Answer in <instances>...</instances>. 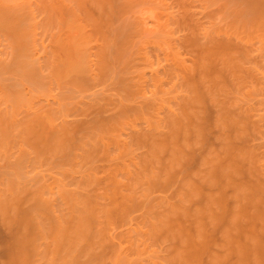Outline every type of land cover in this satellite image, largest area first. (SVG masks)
<instances>
[{
    "label": "bare ground",
    "instance_id": "obj_1",
    "mask_svg": "<svg viewBox=\"0 0 264 264\" xmlns=\"http://www.w3.org/2000/svg\"><path fill=\"white\" fill-rule=\"evenodd\" d=\"M33 1V0H32ZM36 1H37V3H36ZM35 1V3L34 2H31L30 0H0V42H1V44H2V42H3V40H5V44L7 45L8 44V46H6L4 43L2 44V45H4L3 47H7V50L6 49H4V50H1V48H0V51H2V52H0V151H2V152H4V153H2V154H4L5 155V157L3 158V160L4 159H7V161H4L5 163L3 164V163H1L0 164V168H2V171L4 170L3 169V167L5 168L6 167V165H7V167H8V169H7V167L5 168V170L3 171V173L4 172H6L5 174H3L2 173V171H1V169H0V186H2V188L0 189V218H1V223L2 224H4L5 226H3L4 228H5V230H6V233H7V235L4 237V239H2V241L0 240V245L2 246V248H3V250H2V252H3V256H0L1 257V259H2V257H4L5 259H4V261L5 262H3V261H1V259H0V261L4 264H107V261H108V259H109V261L111 262V260L113 261H116L115 259L119 256V255H122L123 253H124V251H125V249H126V251L125 252H129V253H127V255H128V257H126L125 256V254L126 253H124L123 255H122V257L123 256H125L126 258L124 259V260H126L127 258L128 259H130L131 258V255L132 254H134L135 255V257L133 258V256H132V258H133V260L134 259H137L139 256H138V253H140L139 251H140V247H138L136 244L138 243V242H136V241H142L141 240V237L143 238V241H144V239H145V241H144V243L146 242V243H148L149 241L148 240H150V238L152 239V243L154 242V240H156L155 241V243L154 244H150V245H152V247L155 245H158L159 246V244H160V242H161V244H163V243H165V241H166V239H167V233L170 235V239L171 240H169V238H168V242L169 243H171L170 241H172L173 242V244H171V245H169V246H167L166 248L168 249H166L167 251H173L174 249H176L175 251V254L173 253V255L172 254H170L171 252H168V254H170V255H168V256H171V257H173V258H171V257H166L165 259H166V261H169L170 259H171V261L170 262H168V264H172L173 262H174V264L176 263V264H194L193 262H192V260L193 259H195V258H197V257H195V256H193V253H194V255H195V252H192V250H190V249H196V246L198 245V246H200V248L201 247H204L206 244V242L204 243V240L205 239H207V236L205 237L204 235H206L205 233H206V231H204V229H203V227H205V229H207V228H209V227H212V225H214L213 227L214 228H217L216 227V225H218L217 223L219 222L218 220L216 221L217 223L216 224H214L215 222H214V220L212 221V225L210 226V224H211V219L213 218V219H219V218H221V216H218V215H222L223 216V214L225 213V208H224V205H223V203L224 202H226L228 199L230 200V201H232L231 199H236V200H234V205H235V201H236V206H234V205H232L231 206V208L233 209V208H235L236 207V209H233V210H235V212H233V210H230L231 211V215H230V218L228 219V218H226L227 219V221L229 222V224H228V227H229V225H230V223H231V226H230V228L227 230L226 228H228V227H223L222 229H223V235L222 234H220V236H222V237H224V240H223V238L222 237H220V238H222L221 240H223V241H221V243H223V245L221 246V248L223 247V249H221V248H219V247H216V249L217 250H220V251H222V250H224V247H225V249H228V253H227V250H226V253L224 252V255H223V252L222 253H220V251L219 252H217V253H215V254H217V256H215V254L214 253H212L213 254V256H212V254L211 255H208L209 257H210V260L209 259H206L207 260V262H208V264H226V262L225 261H227L228 262V260H230L229 261V264H245L246 263V261L248 260V261H252V264H264V261H261V260H264V255H261L262 257H260V258H258V254H260L259 252V249L261 250V248L262 247H264V240H257V236L258 237H260V236H264V235H261V234H264V229H262V228H264V227H261V226H264V224H260L261 222L262 223H264V217H262V215H264V213H262V212H264V209H262V208H264V207H262V206H264V200H262V199H264V196H262V198L261 199H258L257 197L259 196V194H260V197H261V195L262 194H264V193H262L261 191H264V189H262L261 187H262V184H264V179H261L260 177H262V176H264V175H261L260 176V174H259V172H264V170H262L260 167H261V165H264V163H262V161H261V159H260V161L258 160V159H256V160H258L260 163H257V161L255 160V158H256V156L257 155H254V153H255V151H257L256 149L255 150H253L252 149V147L250 148V147H248L249 149H251V151L253 150V152L251 153L249 150H248V148H246L247 149V151L250 153V154H253L254 155V157H253V155L251 156L250 154H248V152H246V153H244L243 151L244 150H246V149H244V150H242V149H238V151L240 150V152H242V154L240 155V152H239V154H238V152H235V153H233V152H231L232 154H231V156H232V158H233V156L235 155V158H237L236 160L237 161H239V157L240 156H242V157H240L241 158V162L239 161V163L237 162H231L230 161V159L233 161L234 159H232V158H230V149L232 148H230V149H227L226 147H224L225 145H224V143L226 144V146H230V145H228V143L229 142H231L232 140H230L231 139V135H229V137H230V139H228V140H226V141H223V143H222V141H221V143L223 144V146H222V144H221V148L222 149H224V150H230V151H227V152H229V154H227L226 153V155H229V157H228V159H226V163L225 164H227L226 165V167H225V165L223 164V162H222V164L224 165V167H223V165L221 164V162L220 161H222V160H220V159H223L224 161H225V158H227L226 157V155H222V151L221 150H219V151H215L216 153H217V155L216 156H212V155H214V154H212V153H215V152H213L212 151V153H211V158H215L214 160H216V157H217V159L219 158V162H220V164H219V162H218V160H216L217 162H216V164L214 163L215 161L213 160V159H211V158H209L210 159V161H208V159L206 160H204V162L205 161H207V162H209V163H211V161H212V163L211 164H213L214 166H213V169H215V168H217V169H220L219 167H218V165L217 164H219V165H222L221 166V169L219 170L220 172H219V174L222 172L221 170H223V168L225 169L224 171H225V173H226V176H225V178L227 179V175H229V174H232L233 173V170L235 169H239V168H241V171L240 170H236L235 172L237 173L236 174V176H235V172L230 176H228V180H227V182H226V180H224L225 178H223V180L225 181L224 182V184L226 185V188L228 189V187H229V189H231V190H234L235 189V193H236V195L234 196V191H233V194H232V191H231V195L233 196H230V195H228V197L230 196V197H232L231 199L230 198H228L227 197V194H225L224 196H226L227 197V199L225 200V198L223 197V192H225L224 190H226L227 191V189H224V185H223V183H221L222 184V186H219V188L221 187V189H224V190H222V192L220 191L221 189H219V188H217V190H216V185H217V187H218V182H216V181H218L219 180V182L221 181L220 179H217V177H219V175H218V173H216L217 172V169H215V170H213L211 167H210V165H208L209 166V168H211L212 170V172H215V173H213V175H214V179H212L213 178V175H212V172L209 170V168H206V169H208V170H206V169H204L205 171H202V172H204V173H202L203 174V176H198L200 179H199V183L200 182H204V183H201V185H209L210 186V184L211 185H213V186H210V187H213V188H215V190L216 191H218V192H215V191H213V192H215V193H217L218 194V196L222 193V196H219V197H217V195H215V196H213L214 195V193L212 192H210L211 194H213V195H211V196H213V197H211V196H207V194H205L204 192H202V191H200V189L198 190V191H200V193L197 195V191H196V187H198L197 185L195 186V182L194 183H192L193 182V180L191 181L190 179L188 180V179H186L185 178V180L184 181H181V185L179 186V189L182 187L183 189L180 191V190H178V191H174V193H177V195H176V197H175V195H174V197L172 196V198H175V199H173L174 200V202L173 201H170L171 200V198H170V200H169V203L167 202L168 200V198H165V200H164V198H162L163 199V201L164 202H167V204L165 203V204H163L164 202L163 201H161V199H159V201H156L155 202V200H154V202L155 203H152V202H150L151 200H153L152 198L153 197H151V199H150V196L149 195H151L152 194V189H151V191H150V189H149V187H151L152 186V182H148V181H150V179L152 180H154L155 181V179H157V177L156 176H158L159 177V175H157V174H161L160 175V177L161 176H163L161 179L163 180L164 178L166 179V180H161L160 179V177L158 178V180H156L155 182H156V184H157V181L158 182H160V183H162V182H164V181H166V182H168V180L169 179H167L168 177L170 178V175L171 174H169L168 175V173H169V171L170 172H172V170L171 169H173L174 168V170H175V167L177 166V165H179V161H182V160H184V158L182 157L183 156V154L181 153V152H179V151H181V148H183V147H186V150L184 149V151H187V147H189L188 148V150H190V144L191 143H194V145H196V138L197 137H195L194 139H193V137L191 138V142L189 141L190 140V137L189 138H187V137H185V136H190L191 134L189 133V131H190V129L188 128V127H190V125L187 123L188 121H189V123H190V121L191 122H193L192 124H191V127L192 128H195V127H197V128H199V127H201L200 125H197V123L198 122H200V121H198V120H201V116H202V114L201 113H198V112H200V110L199 109H201V108H199L198 106L200 105V103H199V105L198 106H196V108H195V110H197V108H199L198 110H197V113H198V115H199V118H197V113L195 112V110H190L189 108H193V106L196 104V100L197 99H194V97H197V96H192V92L193 91H191V87L193 86V83L195 82V81H197V80H193L194 82L192 83V82H190L189 83V81H187V82H185V79L188 77L186 74H187V72H189V71H193V69L195 70V68H196V70L195 71H193V72H189V73H195L196 71H200L198 74H199V76H197L196 74V76H194L195 78L197 77H200V78H198V80L200 79V81L202 82V84H205L206 86H208L207 84H213L212 83V81H211V83H210V74H207L209 77L207 78V75H205L207 72H205L204 70H208V68L205 66V63L206 64H208L209 62H211L210 60H212L211 58H212V56H214L215 57V53H216V50L215 49H213L215 52H213V54H211L212 53V51H211V53H210V45L213 43H215V42H212V41H216V46H217V44H218V38H217V40H215V38L217 37V35H218V33L220 32V31H222V32H220V34H219V39L220 40H224L225 42H229V43H231L232 41H235V42H237L238 44H239V42L241 41V43H242V45L243 44H245V43H243V40H245L244 42H246V40L248 41L247 43H249V41L252 39L253 40V43H252V45H254V43H258V46L257 47H259V49H260V51H259V49H258V51L259 52H261V55H264V11H261L260 10V8L262 7V3H260L261 1H259V0H248V2H247V0H242V1H244L246 4V7H245V9L243 8V3H241L240 2V0H235V2H236V4L235 5H238V3H239V8L241 7V8H243L242 10L243 11H241V9H240V11H239V8H235L234 6H233V8H231V9H226V8H230V7H232V6H230V3H229V6L230 7H227V5H226V7L225 8H223L224 9V11H223V14L225 15V13L228 15V16H230L231 17V15L230 14H234L236 17L234 18V17H232V19H234V20H230L231 18L229 17V23H230V21H231V23L233 22V24H229V25H232V30H231V26H229L228 27V29L227 30H229V33L231 32V36H230V34L226 31H224L228 36H230V39L231 38H236L237 40H231V42L230 41H228V39L226 38V34L224 35V33H223V29L221 30V29H219L218 27L215 29V31H214V29H213V31L210 29V27H209V29L212 31V33L210 34L209 32H206V30L204 31L203 29H205V28H203L201 31L202 32H204L203 34H204V38H206L207 40H205L204 42H203V45L204 46H202L201 45V48H203V50H204V55H202V56H200V58H201V60L199 59L198 60V62L199 63H197V60H196V62H194L195 64L193 65V67H190L189 69H188V65L185 67H183V61H180L178 58V62L180 61V62H182V63H180V64H183V65H179L176 61H177V59H176V61H175V64H177L178 65V67L180 66H182L180 69L177 67V65H174L175 67V69L178 71V69L180 70V72L178 71V74H177V72L175 71V70H173V72H175L176 73V77L177 76H180L181 77V80H182V84H181V80H179V78L180 77H177V81H175V82H179V85H180V87H182V89H180L181 91H183V89H185L184 91H185V93H187L188 92V96H187V98H185L186 100H185V103L188 105L185 109L187 110V108H188V110L186 111L184 108H181L184 112V114H182V115H180V114H176V112L174 111V110H178V109H172L173 111H171V113H167L168 115H169V117H167L166 119L168 120V121H165L164 120V118H162V120H164V125L165 124H167V125H165V126H167L166 127V129L167 130H165L164 129V125H163V129L165 130V132L163 131V129H161V124H163V123H160L158 120H159V115H157L158 114V111L157 112H155V110H157V108H158V110H159V107H160V105L162 106V104H163V98L161 99L160 97H159V95H158V97H159V99H160V101H159V103H157V101H156V99L157 100H159L158 99V97L156 96V99H155V97L154 96H152V101L153 100H155V101H153V102H156L157 104H158V106H157V104L156 103H154L153 104V102H145L144 100H143V103H142V101L140 102V100H142V99H140L139 100V98H141L140 96H139V93L141 94V92L142 91H144V89H143V86L144 85H142L141 84V80L140 79H142V75H141V73H140V71H139V69L137 70V72L136 71H131L130 69H137V68H135L136 67V64H135V62L136 61H138L137 59L134 61V60H130V62L129 61H127L126 60V57L128 58V60L129 59H132V58H129L131 55L129 54V52H128V50L129 49H132V47L130 48L129 47V45L127 44L128 43V40L126 41V40H124V41H121L120 39H119V41L121 42V43H123V45L121 44H119V42H117L118 40L116 39V38H119V37H121V35L118 37V35L119 34H124V33H126V30H128L129 28H131V27H129L130 25V23H132L131 22V18H130V14H129V12L130 11H132V10H128L129 12H126L125 13V16H123V18H122V21H121V14H120V12L122 11V12H124L125 10H127L126 8V6H129L130 8H132V6L131 5H135L136 6V4H132L131 2L133 1L134 3H135V1H136V3H137V1H139V3L141 4V2L140 1H142V4H143V0H128L130 3L129 4H126V3H128L127 2V0H36ZM123 1V2H122ZM145 1V0H144ZM152 1V0H151ZM207 1V0H206ZM213 1V3H214V0H212ZM211 1V2H212ZM219 1V0H218ZM220 1H222V0H220ZM226 1V0H225ZM256 1H259V2H256ZM262 1H264V0H262ZM120 2V4L119 5H123V3L125 4V6H124V8H123V6H122V8H121V6L119 7V5H118V3ZM145 2H147V0L145 1ZM145 2H144V4H145ZM192 2V1H191ZM234 2V1H233ZM238 2V3H237ZM115 3H117V4H115ZM139 3H137L138 5H140ZM176 3V2H175ZM259 3H260V5H259ZM191 4V3H190ZM259 5V6H256V5ZM116 5H117V7H116ZM184 5V4H183ZM240 5H242V6H240ZM185 6V5H184ZM261 6V7H260ZM134 7V6H133ZM137 7H139V6H137ZM189 7H191V6H189ZM118 8V9H117ZM136 8V7H135ZM134 8V9H135ZM257 8H259V10L260 11H258L257 10ZM122 9V10H121ZM191 9V8H190ZM206 9V8H205ZM262 9H264V7H262ZM120 12H119V11ZM124 10V11H123ZM188 10V9H187ZM226 10V11H225ZM117 11V13H118V15H119V17H120V21H114V23L113 22H111V26H109V22H107V21H105L104 23H106L105 24V27L107 28V29H109V27H110V30H107L109 33H106L107 31H103V24H102V22H103V18H105V17H109L110 18V16L112 15V16H114L115 15V12ZM191 11V10H190ZM225 12V13H224ZM132 13V12H131ZM229 13V14H228ZM114 14V15H113ZM124 14V13H123ZM129 14V16H127ZM181 14V13H180ZM117 15V14H116ZM115 15V16H116ZM118 15H117V17H118ZM191 15H193V14H191ZM41 16V17H40ZM226 16V15H225ZM227 16V17H228ZM37 17H40L41 18V20H38V18ZM119 17H118V19H119ZM125 17V18H124ZM226 17V18H227ZM39 18V19H40ZM129 18H130V20H129ZM246 18H248V19H246ZM250 18V19H249ZM117 19V20H118ZM173 19V18H172ZM177 19V18H176ZM228 19V18H227ZM104 20H106V19H104ZM138 20V19H137ZM111 21H112V18H111ZM172 21V20H171ZM175 21V20H174ZM227 21V20H226ZM86 22L89 26H87L88 28H90V29H87L86 30V25H83L84 23ZM117 22V23H116ZM121 22V23H120ZM134 22V21H133ZM197 22V21H196ZM187 23V22H186ZM209 23V22H208ZM121 24V25H120ZM184 24V23H183ZM220 24V23H219ZM228 24V23H227ZM119 25V26H118ZM169 25V24H168ZM194 25H196V24H194ZM215 25V24H214ZM128 26V27H127ZM132 27H134L133 26V24L131 25ZM185 26V25H184ZM199 26V25H198ZM223 26V25H222ZM222 26H221V28H222ZM122 27V28H121ZM124 27L126 28V30H124ZM136 27H138V25L136 26ZM204 27V26H203ZM206 27V26H205ZM220 27V26H219ZM38 28H41V30L38 32L37 31V29ZM57 28V29H56ZM118 28V29H117ZM121 28V29H120ZM128 28V29H127ZM184 28V27H183ZM200 28V27H199ZM211 28H212V25H211ZM213 28H214V26H213ZM55 29L57 30V32L55 31ZM208 28H207V31H210ZM218 29V30H217ZM135 30H137V28L135 29ZM220 30V31H219ZM225 30V29H224ZM43 31V32H42ZM54 31V32H53ZM117 31V32H116ZM122 31H123V33H122ZM125 31V32H124ZM130 30H128V32H129ZM134 31V30H133ZM178 31V30H177ZM234 31V32H233ZM42 33L45 37H43V36H41L40 34H38V38H36V35H37V33ZM127 32V33H128ZM143 32V31H142ZM233 32V33H232ZM49 33V34H48ZM129 33H131V31L129 32ZM133 33V32H132ZM163 33V32H162ZM166 33V32H165ZM222 33H223V35H222ZM191 34V33H190ZM193 34V33H192ZM202 34V33H201ZM202 34V35H203ZM214 34V35H213ZM217 34V35H216ZM39 35L42 37V38H45V39H49V37H51V39H49V41L48 42H51L49 45H47L46 47L48 48L49 47V54L50 55H48L47 53V51H46V54L45 55H47V56H50V59H48L47 58V56H45L44 55V58L46 57L47 59H48V63H47V65L45 64V63H40V66L38 65L39 63H37V62H35L34 60H35V54H38L37 52L36 53H33V52H35V51H37L36 49V47H37V45H39V43H40V38H39ZM50 35V36H49ZM100 35H102V37H101V41H102V39L104 38V40L102 41V42H100V43H98V45L96 46V48H95V43H97V41L94 43V42H92V43H94V47H93V44H91L88 40H90L89 39V37L91 36V40H96V38L95 37H98V36H100ZM130 36H132V34H129ZM129 35L127 36V34H125V36H124V38H126V36H127V38L126 39H130L129 40V44H131L132 43V39L129 37ZM134 35V34H133ZM166 35L167 34H165L164 36L166 37ZM216 35V36H215ZM92 36L95 38V39H92ZM215 36V37H214ZM224 36V37H223ZM227 36V37H228ZM48 37V38H47ZM134 37H136V36H134ZM165 37H163V38H165ZM182 37V36H181ZM180 37V38H181ZM195 37V36H194ZM193 37V38H194ZM222 39H221V38ZM255 37V38H254ZM41 38V45H44V44H42L43 42L45 43V41L43 40ZM190 38V37H189ZM203 38V39H204ZM214 38V39H213ZM227 39V41H226V39ZM256 39V42H254L255 40L254 39ZM36 39L39 41H36ZM122 39H123V37H122ZM166 39V38H165ZM182 39V38H181ZM180 39V40H181ZM229 39V40H230ZM98 40V39H97ZM134 40H135V38H134ZM163 40V39H162ZM201 40V39H200ZM258 40V41H257ZM8 41V43H6ZM100 41V40H99ZM98 41V42H99ZM126 41V42H125ZM150 41V40H149ZM161 41V40H160ZM164 41V40H163ZM169 41V40H168ZM177 41V40H176ZM206 41H208V43H206ZM218 41V42H217ZM36 42H38V43H36ZM47 42V43H48ZM115 42H117L116 44H115ZM125 42V43H124ZM135 42H138V41H135ZM182 42V41H181ZM185 42H186V40H185ZM190 42V41H189ZM210 42H212V43H210ZM252 42V41H251ZM251 42L249 43V45L251 44ZM90 43V44H89ZM139 43H141V41L139 42ZM145 43V42H144ZM183 43V42H182ZM187 43V42H186ZM190 43H192V42H190ZM199 43V42H198ZM220 44H218V46H220V45H222L221 43L222 42H219ZM228 43V44H229ZM233 43V42H232ZM232 43H231V45H232ZM241 43L239 44V45H241ZM37 44V45H36ZM128 45V46H124V45ZM137 44V43H136ZM177 44V43H176ZM193 44V43H192ZM205 44H207L206 46H205ZM226 44V43H225ZM236 44V43H235ZM235 44H233V45H235ZM238 44H236V46H234V48L236 47L237 49H238ZM36 45V47L34 48V46ZM50 45L51 46H53V47H50ZM89 45V46H88ZM90 45L93 47V48H95V50L96 51H99V52H96L95 50H93V48L91 47L90 48ZM116 45H118V48H117V50H114L116 47L115 46ZM185 45H187V44H185ZM189 45V44H188ZM247 45V44H246ZM246 45H243V47L244 46H246ZM249 45H247L246 47L248 48V46ZM252 45H250L251 46V48L253 47ZM1 46V45H0ZM99 46H100V49H99ZM135 46V45H134ZM183 46V45H182ZM194 46V45H193ZM218 46H217V48H218ZM223 46H224V44H223ZM221 47V48H218V51L219 52H217L216 54V60H218V58H219V60H220V62H218V61H216L215 60V62H218V64H220V63H222V65H223V67H225V68H228L227 70L225 69H223V67H222V65H221V67H222V69L224 70L223 72L225 73L226 71L227 72H230V74H228L227 72V77L229 76V75H232L231 77H230V79L228 78V80H231L232 79V81H233V83L234 84H232L233 86H235V88H236V91H235V93L234 92H231V91H234L235 90V88H234V90H231V88H233V86L232 87H230V88H228L229 90H227L226 91V88H227V86H226V81H225V83L223 84L222 82L220 83V84H222L223 86H224V88L225 89H223V87L222 86H220L219 87V83H216V84H218V86L216 87L215 86V88L216 89H213L212 90V88H214L212 85H210L209 86V88H211V89H208V91H206V89L204 88V86H201L202 84H200V86L203 88V90L205 89V91H206V93H204V95L205 94H208V93H210L209 95H210V97H212V95H213V92L215 93H220V97H219V99L221 98V99H225L226 97V99H229L230 100V102H232L234 99H237L238 100V97H239V95L240 94H242L241 96H243V93H244V91H240V89L241 90H243L242 89V86L243 87H245V85H251L252 83H250V82H248L247 80H249V79H247V78H245L246 76H244V74H247V73H249V75L251 76H249L250 78H252V76H253V78H255L256 79V77L257 76H259V77H261L260 76V74H261V72H257V68H256V66L255 65H257V66H259V67H264V64H261L259 61H261L262 63H264V59H262V56H261V60H257V57L258 56H260V55H256L255 56V52L254 51H256L257 49L255 48V50L254 51H252V50H250L251 51V53L253 54V52H254V54H253V56L255 57V59H254V57H253V59H254V62H253V59H250V57L252 56H249L250 54H248V56H249V58H248V56H247V53H250V51L248 50V49H251L250 47L247 49V51L248 52H246V48H243L244 50V52H245V54H242V55H245L244 57L243 56H241V54H240V56L242 57V58H244V59H242V58H240L239 57V54H234V53H236V52H234V53H231V52H233L234 50H232V48L230 47V50H232L230 53L228 52H226V53H221L223 50H222V48H224V50H225V48H227V46L226 47ZM5 47V48H6ZM42 47H44V48H42V50H46V48H45V45L44 46H42ZM160 47V46H159ZM190 47H192V46H190ZM229 47V46H228ZM33 48L35 49L34 51H33ZM40 48V47H39ZM136 48V47H135ZM140 48V47H139ZM161 48V47H160ZM175 48V47H174ZM183 48V47H182ZM187 48V47H186ZM193 48V47H192ZM195 48V47H194ZM199 48H200V46H199ZM214 48H215V46H214ZM233 48V49H234ZM3 49V48H2ZM141 49V48H140ZM173 49V48H172ZM185 49V48H184ZM190 49V48H189ZM188 49V50H189ZM197 49V48H196ZM228 50H229V48H227ZM237 49H235L236 51H237ZM6 50V51H5ZM45 50H44V53H45ZM92 50L94 51V53H95V55L93 54V52H92ZM136 50V49H135ZM142 50V49H141ZM187 50V51H188ZM191 50H193V49H191ZM198 50V49H197ZM201 50V49H200ZM222 50V51H221ZM227 50V51H228ZM239 50H241V48L239 47ZM3 51L5 52V53H3ZM173 51V50H172ZM190 51V50H189ZM202 51V50H201ZM258 51H256V52H258ZM43 52V51H42ZM128 52V53H127ZM141 52V51H140ZM156 52H157V49H156ZM177 52V51H176ZM175 52V53H176ZM179 52V51H178ZM184 52V51H183ZM223 52H225V51H223ZM244 52H240V53H244ZM40 53V52H39ZM43 53V54H44ZM92 54V56H93V58H97V59H93L94 61H96L97 60V62L95 63L93 60H91L90 59V56H91V54ZM141 53H143V52H141ZM219 53V54H218ZM237 53H239L238 51H237ZM34 54V55H33ZM127 54V55H126ZM130 56H129V55ZM172 54V53H171ZM177 54V53H176ZM185 54V53H184ZM189 54H193V51H192V53L190 52ZM158 55V54H157ZM210 55H211V57H210ZM237 55H238V57H237ZM32 56H34L33 58H32ZM91 56V57H92ZM132 56H134V55H132ZM145 56V55H144ZM159 56V55H158ZM180 56V55H179ZM186 56V55H185ZM194 56V55H193ZM43 57V56H42ZM41 57V58H42ZM157 57V56H156ZM167 57H168V55H167ZM172 57H177V56H175V54H173V56ZM191 57V56H190ZM245 57H246V59H245ZM40 58V57H39ZM45 58V59H46ZM174 58V59H175ZM252 58V57H251ZM260 58V57H259ZM34 59V60H33ZM45 59H43L44 61H42V62H47ZM192 59V58H191ZM195 59V58H194ZM198 59V58H197ZM210 59V60H209ZM36 60H38V59H36ZM90 60V61H89ZM140 60H142L141 58H140ZM146 61H147V59H145ZM209 60V61H208ZM214 60V59H213ZM243 60H248L247 62H244ZM249 60H250V62H249ZM252 60V61H251ZM92 61L95 63V65L92 63ZM143 61V60H142ZM167 61V60H166ZM174 61V60H173ZM186 61V60H185ZM206 61H208V63L206 62ZM255 61H257L258 63H260L261 65H259L258 63L257 64H253V63H256ZM39 62V61H38ZM91 62V63H90ZM127 62H129L128 64H127ZM134 62V64H135V66H134V64H133V66H134V68H133V66H132V63ZM148 62H149V60H148ZM168 62V61H167ZM187 62V61H186ZM253 62V63H252ZM160 63V62H159ZM214 63V62H213ZM248 63H250V64H248ZM41 64H43V65H46V68L48 69H46L47 71H45V69L43 70V67L45 68V66H43V65H41ZM94 65V66H92V65ZM130 64H131V66H130ZM143 64V63H142ZM248 64V65H247ZM127 65H128V67L130 66L131 68L130 69H127L128 67H127ZM209 65L211 66V64L209 63ZM242 65H247V66H249V65H254L253 66V68L254 69H250V66L249 67H247V66H245V67H247L246 69H245V67L243 68V66ZM41 66H43V67H41ZM119 66V67H118ZM121 66H123V68H124V66H126L124 69L122 68V70L120 69L121 68ZM140 66V65H139ZM150 66V65H149ZM171 66H172V64H171ZM196 66V67H195ZM205 66V67H204ZM208 66V65H207ZM118 67V72L121 70V72L123 71V73H121L120 72V74L118 73V72H115ZM141 67H143V65L141 66ZM147 67V66H146ZM220 67V68H221ZM258 67V69H260ZM193 68V69H192ZM219 68V69H220ZM243 70H242V69ZM252 68V67H251ZM125 69H127V71L125 70ZM214 69V68H213ZM230 69V71H228ZM250 69V70H249ZM262 69H264V68H261V70H259V71H262ZM44 72V73H42V71ZM143 70H144V68H143ZM169 70V69H168ZM246 70V71H245ZM125 71H126V73H125ZM129 71H131V72H136V74L138 73V71H139V74L141 75L140 76V78H139V74L137 75L138 76V78H136L135 79V81H132L133 79V77L132 78H129L130 76H133V75H127V73L129 72ZM171 72H172V70H170ZM244 71V72H243ZM47 72V73H46ZM158 72V71H157ZM169 72V71H168ZM205 72V73H204ZM211 72V71H210ZM242 72H243V75H242ZM255 72H257V73H255ZM46 73V75H44ZM116 73H117V75L119 76H117L116 75ZM125 73V74H124ZM130 73V72H129ZM133 73H131V74H133ZM143 73V72H142ZM165 73V72H164ZM163 73V74H164ZM175 73H173V75L175 74ZM188 73V74H189ZM197 73V72H196ZM209 73V72H208ZM221 73V72H220ZM260 73V74H259ZM124 76H123V75ZM136 74H135V77H137L136 76ZM162 74V75H163ZM255 74V75H254ZM257 74V75H256ZM9 75V76H8ZM14 78V75H16V78H14L13 80H15V79H17V81L15 82V85H16V83L19 81V79L18 78H20V79H22V80H20V81H30L31 83H33L34 84V86L36 87V88H34V86H33V84H30V85H32L31 87H33V89H35L34 90V92H37V93H39L40 94V92H45L44 94H46L47 92L45 91V90H43V89H46V88H48V86H49V84H52V80H54V79H56V81H54V83L56 84L57 83V81H58V84L59 85H61L60 83L61 82H63V80L65 81V82H63V84H65V86L66 87H64L63 88V86L64 85H62V86H59L58 84H57V86H59L58 88H60L61 87V91H62V95L60 94L61 93V91L59 92V97H60V101L61 100H63L61 97L63 96V98H64V100H65V98H66V100L64 101L65 103H66V101H68V100H73V99H75V98H77L76 96H78L77 94H76V96H74L73 95V93H72V91L74 92V94L75 93H77L78 91H80V92H84L83 90H85V92H86V89H92L93 87H94V85H92V83H93V81H94V83H95V86H97V85H100V82H99V78L102 80V82H101V84L103 83V81H105V79L104 78H109V79H111V80H109L108 79V81L106 80V82L108 83V85H109V83H110V81H114L115 82V84L117 85V86H114L115 84H114V82H112L113 83V85L111 86V88H109V89H112L113 88V86L115 87V89L113 88L112 90H115L117 93H119V94H116L114 91V95H117V97H118V99H116V98H114L113 97V94L110 96H108L109 97V100H107V101H109V103L108 102H104V103H102L101 101L103 100V99H108L107 98V96L105 97V96H103V97H100V95H98V97H100L102 100L101 101H99V99H98V97L96 98V99H98V101L97 100H95V97L97 96L96 94H95V97H94V95H92L93 96V98L92 99H94V100H92V101H94V103L91 101V103H93V105L91 104V106H90V103H88V105H86V103H85V105L83 106L80 102V104H81V106H83V107H85L86 106V109L84 110L82 107H80V104H78V101H77V103H74L72 100L71 101H69V102H67L66 103V106L64 107L63 106V108H62V106H59V103H61L60 101H58L59 103H57L58 104V107L57 108H55V106L53 107V108H55L54 110H51L50 109V106H49V104L48 105H44L43 107L46 109H44V108H42V107H40V108H38V107H36V105H33L34 107H36L37 109H38V111H36L35 109V111L32 109V108H34V107H32V105H30V103H32L31 102V98H29L30 100L29 101H25V100H23L24 99V97L25 96H23V92H18V90L19 91H21L22 90V87H21V85L23 84H21V82L19 81L17 84L20 86V88H21V90L20 89H18L19 88V86H18V88L16 87V86H11V83H10V86L12 87V91L14 92V96H13V93H12V99L10 98V100H9V97H7V96H10L11 95V87L9 88V90L7 91V93H8V95L6 94V90L8 89L7 87L9 86V83H8V86L6 87V85H5V81L4 80H6L8 77H10L11 78V76ZM122 75V76H121ZM155 75H158V74H155ZM172 75V74H171ZM192 75V74H191ZM191 75H190V77H188V78H191ZM217 75V74H216ZM221 75V74H220ZM5 76H8L7 78H5ZM117 76V77H116ZM145 76V75H144ZM163 76H166V75H163ZM187 76V77H186ZM248 76V75H247ZM255 76V77H254ZM18 77V78H17ZM95 77H97V80H95ZM134 77V78H135ZM155 77V76H154ZM154 77H153V80L151 81V82H153V83H151V84H154V90L156 91L155 92V94L157 93V90H159L160 91V89H157L156 90V88H155V86H157L160 82L162 83L163 81H161V80H159V75L157 76V78L156 79H154ZM215 77V76H214ZM217 77H218V75H217ZM220 77V76H219ZM103 78V79H102ZM145 78V77H144ZM147 78V77H146ZM164 78V77H163ZM167 78V77H166ZM173 78V77H172ZM223 78V77H222ZM251 79V81L253 80V82H255V86H251L253 89H254V87H256V86H258V88L260 87L259 85H262L261 87H260V89H262L261 91H262V94H264V88H262V87H264V84H262V83H264V80H262V78H261V80H262V82L261 83H257L256 81H257V79H256V81H255V79ZM9 79V78H8ZM7 79V80H8ZM174 80L176 79L175 78V76H174V78H173ZM191 79H194V78H191ZM209 79V80H208ZM220 79H221V77H220ZM219 79V80H220ZM12 79L10 80V81H13ZM62 80V81H61ZM140 80V81H139ZM143 81H146L145 79H142ZM170 81L172 80L171 78L169 79ZM173 80V81H174ZM187 80V79H186ZM212 80V79H211ZM1 81L3 82V83H1ZM60 81V82H59ZM95 81H97V82H99V84L98 83H96ZM130 81H132V82H130ZM165 81V80H164ZM166 81H168V80H166ZM173 81H171L172 83H174ZM200 81H197V83H199ZM215 81H218V80H215ZM232 81H231V83H232ZM250 81V80H249ZM14 82V81H13ZM27 82V83H28ZM29 82V83H30ZM51 82V83H50ZM105 82V84H107ZM169 82V81H168ZM171 82H170V86L172 85L171 84ZM204 82V83H203ZM213 82H214V80H213ZM219 82V81H218ZM230 82V81H229ZM248 82V83H247ZM259 82V81H258ZM53 83V85H55ZM112 83H110V84H112ZM146 83H149L148 81H146ZM146 83L144 82V84L146 85ZM215 83V82H214ZM250 83V84H249ZM24 84H26V83H24ZM23 84V85H24ZM151 84H150V86H151ZM164 84V83H163ZM163 84H161V86H163ZM190 84H192V86L190 85ZM196 84V83H195ZM194 84V85H195ZM252 84V85H253ZM259 84V85H258ZM3 85H5L4 87L6 88V90H5V92L4 91H1V90H4V89H2V87H3ZM13 85H14V83H13ZM29 85V84H28ZM29 85V86H30ZM52 85V86H53ZM93 86V87H89L88 88V86ZM103 85H104V83H103ZM141 85H142V87H141ZM174 85V84H173ZM171 86V89L173 90L174 88H175V86ZM197 85V84H196ZM195 85V86H196ZM199 85V84H198ZM110 86V85H109ZM159 87H160V84L158 85ZM157 86V87H158ZM195 86H193V88H196ZM229 86H231V85H229ZM228 86V87H229ZM14 87H16L14 90H13V88ZM49 87H51V86H49ZM108 87V86H107ZM116 87H118L117 89H116ZM147 87V86H146ZM149 87V86H148ZM169 87V86H168ZM174 87V88H173ZM178 87V86H177ZM51 88H53V87H51ZM50 88V93H51V91L53 90V89H51ZM106 88V87H105ZM139 88H141L142 89V91H139V92H137L138 93V95H137V93H136V90L137 89H139ZM162 88V87H161ZM246 89H247V86L245 87ZM249 88L250 87H248V90H249ZM252 88H251V92L250 93H253V96H254V92H256V90L254 91V90H252ZM258 88L256 87V89H257V91H258ZM18 89V90H17ZM39 89H42L41 91L39 90ZM64 89V90H63ZM69 90V96H67L68 94H67V91ZM101 89V88H100ZM108 89V90H109ZM140 89V90H141ZM151 89V88H150ZM166 89V88H165ZM168 89V88H167ZM170 89V88H169ZM178 89V88H177ZM218 89V90H217ZM37 90V91H36ZM38 90L40 91V92H38ZM67 90V91H66ZM71 90V91H70ZM104 90V89H103ZM107 90V89H106ZM111 90V91H112ZM212 90V91H211ZM215 90H217V91H215ZM231 90V91H230ZM245 90V89H244ZM248 90H246V91H248ZM64 91V92H63ZM76 91V92H75ZM99 91V90H98ZM145 91H147V89L145 90ZM165 91V90H164ZM204 91V92H205ZM253 91V92H252ZM4 92V93H3ZM10 92V93H9ZM70 92H71V95H73V96H70ZM166 92V91H165ZM170 92H172V91H170ZM169 92V93H170ZM180 92V91H179ZM240 92V93H239ZM258 92H260V90L258 91ZM49 92H48V94H50ZM89 93V92H88ZM95 93V92H94ZM159 93V92H158ZM181 93V92H180ZM221 93H223L222 95L223 96H221ZM232 94L233 96H235L234 98L232 97L231 98V96H230V94ZM249 93V92H248ZM43 94V93H42ZM43 94V95H44ZM64 94L66 95V97L64 96ZM79 94V93H78ZM93 94V93H92ZM97 94H99L98 92H97ZM102 94H104V93H102ZM102 94H101V96H102ZM109 94H111V92L109 93ZM142 94H144V92H142ZM153 94H154V92H153ZM179 94V93H178ZM178 94H176L175 96H174V101L173 102H175L176 101V98L178 97V96H180V94L178 95ZM181 94H183V95H185L184 94V92L183 93H181ZM199 94H200V92H199ZM203 94V93H202ZM227 94H229V95H227ZM237 94H238V97H237ZM246 93H244V96L243 97H241V99L243 100L244 99V97L246 96V95H248V94H246ZM261 94V93H260ZM260 94L258 95V96H260ZM261 94V95H262ZM47 95V94H46ZM61 95V96H60ZM80 95V94H79ZM119 95V96H118ZM137 95V96H136ZM162 95V94H161ZM194 95H195V93H194ZM201 95V94H200ZM226 97H225V96ZM250 95V94H249ZM252 95V94H251ZM248 96V97H246V98H248V101L247 102H249L250 100H251V102L253 101V96ZM21 96H23V97H21ZM90 96V95H89ZM139 96V97H138ZM169 96V95H168ZM199 96V95H198ZM203 96V95H202ZM214 96V100H213V102L212 103H217L218 101L216 100L217 98H218V95H213ZM216 96V97H215ZM230 96V98H228ZM258 96L256 97V95H255V97H256V99L258 100ZM68 97V98H67ZM71 99H70V98ZM110 97H112V98H114L115 99V102L114 101H111L112 100V98L110 99ZM201 97V96H200ZM204 97H206V96H204ZM208 97V96H207ZM209 97V98H210ZM249 97H252V98H250V100H249ZM255 97H254V100H256L255 99ZM79 98V97H78ZM134 98H138V100H139V102L140 103H142L143 105L142 106H140V108H138V109H134V108H137V107H139V105L140 104H137L138 106H136V107H134L135 106V102H136V100H134ZM149 99V98H148ZM168 99V98H167ZM172 99V98H171ZM171 99H170V103H172L171 102ZM178 99H180V98H178ZM201 99V98H200ZM211 99H213V97L211 98ZM220 99V100H221ZM28 100V99H27ZM59 100V99H58ZM80 100V99H79ZM116 100H118V101H116ZM137 100V101H138ZM181 100H182V97H181ZM216 100V101H215ZM229 100H227V102H228V104H227V102L224 100V104L223 105H221L220 103H218V104H220V106H223V108H222V112L223 111H225L226 109H225V106L226 105H228L227 106V109H228V107H229ZM233 101V103L235 104L236 102H238V104H236L237 105V107L236 108H238V106L241 104V102H240V97H239V100L238 101ZM257 100L255 101V103H254V106H253V103H251V102H249V103H251L252 105H249V103H246L245 102V99H244V102L242 101V103H244V106H243V108L246 106H248L249 105V107L251 106V109L250 108H246V114H243L244 112H245V108L244 109H242L240 106H239V110H243V112L241 111H238L237 109L235 110V111H237V112H233V108L232 107H234L235 108V105L234 104H230V106H232V107H229V108H232L231 110L232 111H230V112H233V113H239V117L243 114V116L245 117V115H247L248 113V115L249 116H251L250 118H252L253 117V114H254V116L256 117L257 115H258V112H255V111H257L258 110V107L257 106H261V105H259L260 103L259 102H257ZM4 101H6V102H8V106L10 105V110H8V107H7V105H6V103L4 102ZM33 101H34V99H33ZM106 101V100H105ZM164 101H166V99H164ZM198 101V100H197ZM212 101V100H211ZM222 101V100H221ZM9 102H10V104H9ZM134 102V103H133ZM169 102V100H167V103ZM178 103L177 104H175V106L176 105H178L179 104V102L180 101H177ZM207 102V101H206ZM240 102V103H239ZM256 102L258 103V104H256ZM262 103H264V100H262L261 101ZM2 103H5V104H2ZM35 103V102H34ZM64 103V104H65ZM69 103V104H68ZM71 103H73V105L71 104ZM83 103V102H82ZM115 103V104H114ZM167 103L166 102H164V104H163V107L165 106V105H167ZM176 103V102H175ZM195 103V104H194ZM2 104V105H1ZM36 104H38L37 102H36ZM40 104V103H39ZM74 104H78L76 107L74 106ZM106 104H107V106H108V108L109 107H111V106H113L110 110H109V115H108V108L106 107ZM131 104H133L132 106H133V108L130 106ZM181 104V103H180ZM186 104H184L185 106H186ZM194 104V105H193ZM215 104H214V106H215ZM226 104V105H225ZM248 104V105H247ZM4 105H6L4 108L6 109V107H7V109H6V111L4 110V108H2L1 106H4ZM41 105V104H40ZM61 105V104H60ZM69 105H71L69 108L67 107V106H69ZM191 105H193L192 107H191ZM197 105V104H196ZM204 105V104H203ZM203 105H202V107H203ZM225 105V106H224ZM234 105V106H233ZM255 105H257V106H255ZM39 106V105H38ZM47 106V107H46ZM57 106V105H56ZM75 107L76 109H77V107H80L81 109L80 110H78V111H80V112H78V113H81V112H83V113H85V114H82L81 113V116L80 117H84V116H86L85 118H87V116L89 115L88 113L90 112V114H92L90 117H91V119L89 118V116H88V118H89V120H88V118H87V121H85V123L83 122L84 120H85V118H81L82 119V121H81V123L80 122H78V119H77V117L76 116H79L78 115V113H77V110L76 109H73L72 111H70L71 110V107ZM155 106V107H154ZM180 106V105H179ZM178 106V107H179ZM190 106V107H189ZM205 106V105H204ZM48 107H49V109H48ZM68 109H67V108ZM104 107H106L107 108V110L104 108ZM157 107V108H156ZM169 107V106H168ZM216 107H217V104H216ZM219 107V106H218ZM252 107L254 108V113L252 112ZM255 107H256V109H255ZM25 108V112H27V110H28V112H27V114H25V112L23 111V109ZM66 108V109H65ZM90 108V110L88 111V109ZM97 110V113L100 111V113H98V114H101L102 112H104V113H102V116L101 115H97V113H96V111H95V109ZM133 110H132V109ZM162 108V107H161ZM193 108V109H194ZM221 108H220V110H221ZM3 109V110H2ZM30 109H32V110H30ZM83 109V110H82ZM91 109H93L95 112H94V115H93V110L91 111ZM107 111H105V110ZM163 109V108H162ZM166 109V108H165ZM248 109H250L251 110V112H250V110H248ZM21 110L24 112V114H23V112H21ZM74 110H76V111H74ZM82 110V111H81ZM101 110H102V112H101ZM171 110V109H170ZM218 110V109H217ZM216 110V111H217ZM218 111L219 113L221 112V111ZM230 110V109H229ZM29 111H30V113H29ZM31 111H32V113H31ZM34 111V112H33ZM69 111L70 112H72V113H74L72 116L73 117H75L76 119H77V122H76V120L75 121H72V122H74V123H68V121L65 123L64 121H66V120H64V119H66V117L68 116V117H70L71 116V113L69 114ZM74 111V112H73ZM162 111V110H161ZM179 111H180V107H179ZM186 111V112H185ZM247 111H249V112H247ZM20 112H21V114H23V116H25L24 118H19L18 117V115L19 116H21L20 115ZM130 112V113H129ZM132 112V113H131ZM174 113V115H173V113ZM229 111H227V113L229 114L230 113ZM106 113H107V116H110V114H111V116L110 117H105L106 116ZM157 113V114H156ZM179 113V112H178ZM181 113H182V111H181ZM224 113V112H223ZM233 113L231 114L232 116H235V115H233ZM242 113V114H241ZM250 113H252V115H250ZM255 113L257 114V115H255ZM103 114H105V115H103ZM129 114L131 115L132 114V116H134V118L133 119H135V120H133L132 118H130L129 117V119H131V120H129V119H127L128 117L127 116H129ZM155 114V115H154ZM160 114V113H159ZM201 114V115H200ZM221 114V113H220ZM260 114V113H259ZM262 114H264V113H262ZM70 115V116H69ZM96 115V117H93V116H95ZM147 115H149V117L150 116H154V117H148V119H147ZM172 115V116H171ZM176 115H178V116H176ZM204 115H205V113H204ZM217 115V114H216ZM225 114H222V116H224ZM231 115L229 114V115H225V116H228L229 118H226L225 116L224 117H222L221 115H217V117L218 116H221L222 118H224V119H220V118H215L216 119V121H218V120H220V122H222V124H223V122H224V120L226 121V123L228 122V121H230V122H228V124H229V126H234L235 125V127L237 126L238 128L242 125V122L244 121V120H241L240 122H239V118L237 117H234V118H236V119H234V118H232L231 117ZM247 115V116H248ZM22 116V117H23ZM66 116V117H65ZM155 116H156V119L158 118V120H155L154 118H155ZM158 116V117H157ZM171 116V117H170ZM174 116V117H173ZM215 116V115H214ZM237 116V115H236ZM259 116V115H258ZM62 117H64L63 118V120H61V125L60 124H58V122L56 121V120H60L59 118H62ZM93 117V118H92ZM97 117H99V118H97ZM100 117H102V118H104V119H102V118H100ZM161 117V116H160ZM187 117H189V118H187ZM231 117V118H230ZM243 117V118H244ZM58 118V119H57ZM79 118V117H78ZM192 118V119H191ZM227 120H226V119ZM241 118V117H240ZM246 118L247 117H245L244 119H245V121L244 122H246L247 123V120H248V123L250 122L249 120H251V119H249V117H248V119L246 120ZM254 118V117H253ZM260 118H261V116H260ZM259 118V119H260ZM21 119V120H20ZM22 119H23V121H22ZM71 119V118H70ZM72 119H74V118H72ZM139 119V121L141 120V119H143V121H144V123L146 122V128H145V130L143 129V131H146L147 130V123H148V126H149V128L151 129V132H150V129L148 130V132H142L141 130V133H140V131H137L136 133L134 132H132L133 134H138L139 133V135L138 136H135V138H134V136H131L132 137V139H133V141L135 140V142H133V141H131L132 139H127V140H129V142L130 143H132V144H130L129 142L127 143V140L126 139H124L125 141L124 142H121V141H123V139H121V137L117 134V136H119L120 138H116V133H114V132H116L117 131V133H121L122 131L121 130H123V129H125L128 125H130V126H128V127H131V124H130V121H132V122H136L137 123V120ZM153 119H154V121H153ZM187 119V120H186ZM189 119V120H188ZM196 119H197V121H196ZM210 119V118H209ZM257 119V120H256ZM253 120V119H252ZM251 120V121H252ZM63 121V122H62ZM71 121V120H70ZM129 121V122H128ZM143 121H141V122H143ZM160 121H161V119H160ZM256 121V124L255 123H253L252 122V125L254 124L255 126H256V128H257V121H259V122H262V121H264V117H262V120H258V117L257 118H255V120H254V122ZM161 122H163V121H161ZM197 122V123H196ZM215 122V121H214ZM258 122V123H259ZM128 123V124H127ZM136 123H133V124H135V126H136ZM217 123H219V122H217ZM217 123H215V124H217ZM225 123V122H224ZM231 123H233V124H231ZM235 123V124H234ZM237 123V124H236ZM238 123L239 124H241V125H239L238 126ZM246 123H244L243 124V128H242V126H241V128L243 129H241V130H237V129H235V131L236 132H238V133H236V132H234V133H236V136H235V134H234V136H235V140H237L239 137H240V133H239V131H241V133H242V131H244V130H246L247 129V126H246ZM123 124H125L126 126H125V128H123L124 127V125ZM196 126H195V125ZM203 124V123H202ZM206 124V123H205ZM209 124V123H208ZM221 123H219V124H217L216 126H218V125H222ZM231 124V125H230ZM251 124V123H250ZM262 124H264V122H262V123H260L259 125L262 127V126H264V125H262ZM194 125V126H193ZM226 125L227 124H223V126H224V128H222V127H220V129H221V132L223 131V130H225L226 129ZM199 126V127H198ZM203 126V125H202ZM215 126V125H214ZM227 127L228 128V130H229V128L230 127ZM123 129H122V128ZM236 127V128H237ZM246 127V128H245ZM132 128H133V126H132ZM131 128V129H132ZM135 128V127H134ZM188 128V129H187ZM197 128H195V130L197 129ZM217 128H219V127H217ZM234 128V127H233ZM255 128V129H256ZM119 129H120V131H119ZM254 129V130H255ZM175 130H178V131H175ZM187 130H189L188 131V135H187ZM197 130H199V129H197ZM217 130V129H216ZM219 130V129H218ZM228 130L226 131V134H228L227 132H228ZM231 130H232V128H231ZM248 130V129H247ZM252 130V129H251ZM130 131H132V130H130ZM164 133H163V132ZM180 131H182V133H181V135L179 134V136H181V139H182V134L184 135V137H183V139L185 140V138H186V140L184 141V140H182L181 141V139L180 140H178V138L176 139V137H178L177 135L178 134H176L177 132H179L180 133ZM202 132V130H199V132ZM220 131V130H219ZM224 131V132H225ZM124 132V131H123ZM122 132V133H123ZM163 134H162V133ZM191 132H192V130H191ZM193 132H194V129H193ZM197 132V133H196ZM195 132V135L194 136H200L198 133V131H196ZM203 132H204V130H203ZM223 132V133H224ZM247 132V131H246ZM249 132V131H248ZM186 133V134H185ZM132 134V135H133ZM175 134H176V136H175ZM190 134V135H189ZM194 134V133H193ZM225 133H224V135H226ZM243 134L244 135H246V137H247V133H244L243 132ZM242 134V135H243ZM128 135V134H127ZM131 135V134H130ZM241 136V138H239L238 140H243V137H245V136ZM175 136V139L176 140H178L177 142H179V143H176V145H174V143L176 142V140H175V142H174V137ZM202 136V135H201ZM220 136V135H219ZM221 136H222V134H221ZM237 136H239V137H237ZM130 137V136H129ZM161 137V138H160ZM204 137V136H203ZM201 138V137H200ZM218 139H220V140H224L225 138H228V135H226V136H222L221 138L220 137H217ZM234 138V137H233ZM237 138V139H236ZM117 139H118V141H117ZM119 139L121 140L120 142H119ZM163 139L164 140H166V142H164L163 141ZM172 139H173V141H172ZM160 140H162V141H160ZM237 140V141H238ZM245 140V139H244ZM137 141H139L138 142V144H140V142H141V144L143 143V145L144 144H146V146L148 145V149L150 150L149 152L147 151V152H144L143 154H144V157L145 158H147L145 161H144V159H143V156H142V159H143V161H142V159H141V161H140V155H138L137 157H136V159L138 160V158H139V165L138 166H136L137 164H138V162H135V163H132V161L130 162V160H127V159H125V157H127V156H129L130 154H131V152H134L135 153V151H138V149H136L135 150V147L133 146V144L134 143H137ZM168 141V142H167ZM197 141H198V138H197ZM199 141H200V139H199ZM229 141V142H228ZM146 142V143H145ZM164 144L163 146H162V143ZM171 142V143H170ZM182 142V143H181ZM227 142V143H226ZM180 143L183 145L182 147L181 146H178V144L180 145ZM198 143V145L200 144L199 142H197ZM169 144V146H171L170 144H172V148L170 147V149H168L169 147L167 146ZM230 144V143H229ZM241 144V143H240ZM239 144V145H240ZM143 145H140V147H139V145H137V147L136 148H138L139 147V150L143 147V148H146V147H144ZM192 145V144H191ZM193 145V146H194ZM197 145V146H198ZM245 145H246V143H245ZM110 146H112L113 148L115 147V149H113V151L111 150V152H112V155L110 154L111 152H110ZM142 146V147H141ZM165 146V147H164ZM197 146H195L196 148H198L199 149V147H197ZM220 146V145H219ZM134 147V148H133ZM164 147V148H163ZM167 147V148H166ZM194 147V148H195ZM224 147V148H223ZM245 146H243V148H244ZM12 148H17L16 149V151L14 150V149H12ZM202 148V147H201ZM220 148V149H221ZM10 149V150H9ZM167 149V151H168V156L165 158L166 160H167V158H168V162L164 159V161L165 162H161L162 161V155L163 154H165V153H163L165 150ZM234 149V148H233ZM10 152H9V151ZM15 151L14 152V156H12L13 155V151ZM18 150V151H17ZM117 150L118 152H115V151ZM135 150V151H134ZM142 150V149H141ZM144 150V149H143ZM145 150H147V148L145 149ZM207 150V149H206ZM223 150V151H224ZM166 151V152H167ZM179 153H178V152ZM190 151H192V150H190ZM237 151V150H236ZM115 152V153H114ZM162 152V153H161ZM171 154H170V153ZM211 152V151H210ZM220 152V153H219ZM222 152V153H221ZM225 152V151H224ZM6 153V154H5ZM8 153V154H7ZM10 153H12L11 154V156L12 157H14L13 159H11L10 160ZM146 153H148V156L146 155ZM215 153V154H216ZM1 154V152H0V155H2ZM114 154V155H113ZM162 154V155H161ZM179 154H181V155H179ZM4 155H2V156H4ZM134 155V154H133ZM136 155V154H135ZM134 155V156H135ZM169 155H170V157H169ZM179 155V156H178ZM220 155V156H219ZM222 155V156H221ZM2 156H0V157H2ZM7 156H9L8 158H7ZM102 157V159H101V157ZM131 157H129V158H131L132 159V154L130 155ZM164 156V155H163ZM180 156H181V160H179V158H180ZM219 156V157H218ZM223 156H225V157H223ZM237 156V157H236ZM159 157H161V158H159ZM209 157V156H208ZM207 157V158H208ZM221 157H223V158H221ZM252 157V158H251ZM98 158V159H97ZM104 158L108 161V163L111 161H113L112 163L113 164H115L116 166H117V163H119V164H121L123 161H120L119 159H121V160H123V158L126 160V162L124 161L122 164H123V166H124V168H123V166L122 165H119L118 164V166H120V167H118V168H120V169H125V171H123V173L125 172V174H126V172H127V176L126 177H128V178H124V176H122V174H120L124 179H121L120 180V182L122 181V180H128V183L126 182V181H123L124 183L122 184V182L120 183L119 181H118V179L120 178H118L117 176H119L118 174L116 175V170H118V171H120L119 169H116L117 167L114 165V167H115V169L114 170H110V169H112L111 167H112V165L113 164H111V165H109V167H107L108 166V163H107V165L106 164H104ZM170 158V159H169ZM249 159L248 161H247V159ZM97 159V160H96ZM102 161H101V160ZM133 159H134V157H133ZM135 159V160H136ZM159 159H161L160 160V162L158 161ZM202 159H204V157L202 158ZM242 159H246V161H243L242 162ZM254 159V160H253ZM98 160H100L99 161V163L97 164V162L96 161H98ZM105 160V161H106ZM119 162H118V161ZM134 160V161H135ZM136 160V161H137ZM201 160V159H200ZM228 160H229V162H228ZM1 161V160H0ZM127 161H129L131 164H134L135 165V167L133 168V169H137L138 171L139 170H141L142 172H140L139 173V175H137L138 174V172H135L136 174L135 175H137V176H135L134 174L131 176V174H132V172H130V170L129 169H131L130 167L132 166L133 167V165H131V164H129L130 165V167L127 165L128 163H127ZM254 161H256V163L257 164H259V165H255V162ZM100 162H102L104 165H106V166H103V167H107V168H109L108 170H104V169H106V168H102V170H101V168L99 169V167H98V165H103L102 163L100 164ZM110 162V163H111ZM114 162H116V163H114ZM140 162H142L143 163V165L145 164V165H147L148 164V166L150 167H147V166H145L144 165V168H143V165H141L142 166V168L144 169V170H142V168H137V167H140ZM160 163V165H159V168H157L158 170L160 169V166H161V164H163V163H165L164 165H166L167 163V165L166 166H163V170H162V172L159 170H156V168H155V165H156V163ZM167 162V163H166ZM207 162H205V164L203 163V166L205 165L206 167H207V165H206V163ZM231 162V163H230ZM247 163L246 165L247 166H244V164L243 163ZM252 162V163H251ZM254 162V163H253ZM94 163H96L95 165L98 167V169H95V165H94ZM109 163V164H110ZM126 163V164H125ZM137 163V164H136ZM141 163V164H142ZM208 163V164H209ZM232 163H234V164H232ZM240 163H242V164H240ZM249 163H250V165L251 164H253L252 165V167L253 168H255V170L257 169L258 170V174H257V171H255V173L259 176H257L256 174H254V172L251 174V173H249V171H248V169H251L250 167L251 166H248L249 165ZM229 164H230V166H229ZM237 164H239V168H237L236 166H237ZM261 164V165H260ZM215 165H216V167H215ZM231 165H235V166H233L234 167V169H233V167L231 166ZM243 165V167H245L244 169H243V167H241V166ZM2 166V167H1ZM12 167L11 168V170H12V173H10V167ZM122 166V167H121ZM126 166V167H125ZM204 166V167H205ZM227 166H229V168L227 169ZM259 166V167H258ZM28 167V169H26ZM33 168L34 170H35V168H39V171L41 170V171H43V169H46V170H48V172H49V169L50 168H56V169H59V170H56V171H54L55 173H57V171L58 172H60V175H59V173H57V175H59L60 176V178H59V176H57V180L59 181H57V183L52 179V182H55L56 184H57V189H56V191H57V193H55L56 191L55 190H53V191H55L54 193H55V195L57 196H55L57 199V203L55 204L56 205V207L58 206V208H55V206H54V204L53 203H55L56 202V200L55 199H53L52 198V196L50 197V195L49 194H52L53 193V191L51 190V188H50V186L52 187V188H54L55 186H56V184L54 185V183H51V185H49L50 184V180L48 181L47 179H46V181H48L47 183H46V181H45V179H44V175L43 174H40V172L38 171V172H36L35 174H33L34 176H33V178H32V176H31V173L32 172H35V171H31L30 169L31 168ZM42 167H43V169H42ZM45 167H47V168H49V169H47V168H45ZM127 167H128V169H127ZM145 167H147V168H145ZM168 168V169H166L165 170V168ZM178 167H181V163H180V165L178 166ZM215 167V168H214ZM223 167V168H222ZM236 167V168H235ZM262 167H264V166H262ZM77 168H79L78 170H76ZM162 168V167H161ZM248 168V169H247ZM25 169L27 170V171H29V173H30V171H31V173H30V175H27V174H25V172L27 173V171H25ZM37 169H36V171H37ZM127 169V170H126ZM146 169V170H145ZM179 170V168H176V170ZM242 169H243V172H245V169H247V173H248V175H250V176H248V177H252V175L254 176H256V178H252V180L254 181V180H259V179H261L262 180V182H261V180L260 181H258V183H256L255 184V182L257 181H254V182H248V183H254V184H252V185H249V184H247V185H245L247 182H245L246 180H251L250 178L248 179V178H246V180L244 181V183L242 182V180L243 179H240L239 178V176H240V173H241V175L243 174L242 173ZM8 170H9V172H8ZM80 170V171H79ZM96 170V171H95ZM99 170H101L102 172L104 171V175H105V173H107L106 175L107 176H104V177H106L105 178V180L107 181V184H108V186L109 187H107L106 185V181H104L103 179V181L105 182V184L106 185H104L105 187H107V188H105V187H103V185H102V183H101V185L100 184H97L98 182H100V179L103 177H101L100 175V179L99 178H97L98 176H97V172ZM129 170V171H128ZM165 170V171H164ZM176 170H175V172H176ZM177 170V171H178ZM183 170V169H182ZM253 170V169H252ZM252 170H250V172H252ZM260 170V171H259ZM51 171V170H50ZM75 171H77L78 173L80 172V174H81V176L80 177H82V179L80 178V180H78V181H80V183L79 182H77V179H76V181H75V179H72V180H74V182H76L75 184H73L74 186L76 185V191H73V190H70V191H67L66 190V188L67 187H64V183H66L64 180H66V181H68L69 179H70V181H71V183H70V185L72 184V183H74V182H72V180H71V178H74V177H71V176H74V175H72V174H74L73 172H75ZM100 171V173H102ZM107 171H109V172H107ZM117 171V172H118ZM122 171H121V173H122ZM134 171H136V170H134ZM156 171H158L157 173H156ZM167 171V172H166ZM192 171V170H191ZM254 171V170H253ZM53 172V170L51 171V173ZM160 172V173H159ZM163 172H165L164 174H163ZM181 172V171H180ZM194 172V171H193ZM201 172V171H200ZM210 172V173H209ZM261 172V174H264V173H262ZM1 173H2V175L4 176V177H6V178H3V176L1 175ZM7 173H10V174H7ZM28 173V174H29ZM40 174V176L42 177H40V178H36V177H39V174ZM76 173V172H75ZM97 173V174H96ZM99 173V174H100ZM134 173V172H133ZM167 173V174H166ZM183 173V172H182ZM185 173V172H184ZM246 173V174H247ZM48 174V173H47ZM96 174V175H95ZM163 174V175H162ZM173 174H174V171L172 172V176H173ZM181 174V173H180ZM198 174V173H197ZM202 174H198V175H202ZM224 174V172H222V174H220V177L222 176ZM245 174V176H247ZM35 175H38V176H35ZM56 175V174H55ZM71 175V176H70ZM83 175V176H82ZM187 175V174H186ZM216 175V176H215ZM239 175V176H238ZM2 176V177H1ZM8 176V177H7ZM27 176H31V178H30V180L29 179H27V180H29V181H27L26 180V178H29V177H27ZM53 176V175H52ZM69 176V177H68ZM131 176V177H130ZM135 176V178H132V177H134ZM165 176V177H164ZM166 176H168V177H166ZM171 176V177H172ZM185 176V175H184ZM194 176H197L196 174L194 175ZM233 176H235V178L237 177L238 178V180L240 179V181H241V183H239L237 180V182H235L234 180H235V178L233 177ZM53 177H55V176H53ZM103 177V178H104ZM115 177H117L116 179H115ZM137 177V178H136ZM154 177H155V179H154ZM212 177V178H211ZM215 177H216V181H215ZM219 177V178H220ZM223 177V176H222ZM221 177V178H222ZM229 177H231L230 179H232V180H230L229 179ZM241 177V176H240ZM242 177H243V175H242ZM3 178V179H2ZM34 178H35V180H34ZM45 178H46V175H45ZM59 178V179H58ZM192 178V177H191ZM195 178H197V177H195ZM194 178V180H196ZM236 178V179H237ZM259 178V179H258ZM262 178H264V177H262ZM55 179H56V177H55ZM108 179V180H107ZM177 179V178H176ZM182 179V178H181ZM198 179V178H197ZM211 179V180H210ZM99 180V181H98ZM152 180V181H153ZM172 180V179H171ZM201 180V181H200ZM215 182H214V181ZM222 180V181H223ZM251 180V181H252ZM64 181V182H63ZM154 181H153V184H155L154 183ZM174 181V180H173ZM179 181V180H178ZM228 181H231V182H228ZM235 182V183H233V182ZM2 182V183H1ZM103 182V183H104ZM147 182H148V184H149V186H148V184H147ZM183 182H186V183H183ZM192 184H191V183ZM197 182V181H196ZM211 182V183H210ZM212 182H214V184L212 183ZM262 184H261V183ZM78 183V184H77ZM144 183L147 185H144ZM190 183V184H189ZM217 183V184H216ZM237 183V185L239 184V186H235V184ZM53 184V185H52ZM61 185V187H59L60 185ZM80 184V185H79ZM97 184V185H96ZM110 184V185H109ZM167 184V183H166ZM197 184V183H196ZM220 184V183H219ZM220 184V185H221ZM229 184V185H228ZM230 184H232V185H234L233 187H232V185L230 186ZM244 184L245 186H248V187H245L244 185L242 186V185ZM258 184V186H260V188L257 186V187H255V185H257ZM66 185H68V183H66ZM65 185V186H66ZM77 185L78 186H80V188H82V192H81V189L79 188H77ZM95 185L97 186L95 189H94V187H95ZM101 187L99 190H101V189H103V188H105V189H107V190H111V193H112V195L113 196H111V194L109 195L110 197H113V200L111 199V198H109L108 196H107V199H108V202L110 201V200H112V202L110 201V203H109V205H107V201H104L103 200V198H106V197H104V195L102 196V194H108V192H107V190H105L104 189V192H102L101 194H99V193H97L99 190H98V187L99 186ZM138 185V186H137ZM139 185H140V187H139ZM141 185L143 186H145L147 189H149V195H148V192H147V189L145 188L144 189V187H141ZM200 185V184H199ZM205 185V186H206ZM227 185H228V187H227ZM241 185V186H240ZM69 186V185H68ZM94 186V187H93ZM135 186H137V187H139V189L140 188H142V189H140V190H142L143 192H141L140 191V195L141 196H136V195H138V192H135L136 190L138 191V189H136L137 187H135ZM184 186V187H183ZM195 188H194V187ZM204 186V187H205ZM209 186H207L206 188H209ZM215 186V187H214ZM250 186H252V188L255 190V194L253 195V197L254 198H252V195H250V196H248L249 194H251L252 193V191H254V190H252V189H250L251 187ZM254 186V187H253ZM123 187V188H122ZM169 187V186H168ZM201 187V186H200ZM223 187V188H222ZM231 187V188H230ZM235 187V188H234ZM236 187H237V189H236ZM239 187H242V188H239ZM243 187H245V189H243ZM89 188V189H88ZM110 188V189H109ZM152 188V187H151ZM163 188V187H162ZM177 188V187H176ZM257 188H259L261 191V193H259V190L257 189ZM72 189V188H71ZM74 189V190H75ZM77 189H78V193L80 194H77ZM86 189V191H84ZM91 189V190H90ZM98 191H97V190ZM124 190V192H125V194L123 193V191H122V193H121V191L120 190ZM125 189H126V191H125ZM144 189V190H143ZM169 189V188H168ZM203 189V188H202ZM212 189V188H211ZM228 189V190H229ZM256 189H257V191H258V193L256 192ZM96 190V191H95ZM128 190H129V192H128ZM162 190V189H161ZM252 190V191H251ZM48 191L50 192L49 194H48ZM72 191V192H71ZM90 191H92V194H89V192ZM93 191L94 192H96V194H99V195H101L102 197H101V199L103 200V202L102 201H100L99 199H100V196L99 195H96V194H94L93 193ZM105 191H106V193H105ZM209 191V190H208ZM221 193H220V192ZM247 191H249L250 193H247ZM52 192V193H51ZM58 192H59V194H58ZM81 192V193H80ZM84 192V193H83ZM86 192V193H85ZM88 192V193H87ZM126 192H127V194H126ZM154 192V191H153ZM163 192V191H162ZM179 192V193H178ZM53 193V194H54ZM82 193H83V196H81L82 195ZM136 193V194H135ZM142 193V194H141ZM163 193H165V192H163ZM203 193V194H202ZM209 193V192H208ZM220 193V194H219ZM230 193V192H229ZM47 194L49 195V196H47ZM59 195V197H60V203L58 202L59 200H58V195ZM120 194V195H119ZM172 194V193H171ZM248 194V195H247ZM93 195V196H92ZM158 197H159V195L158 194H156ZM163 195V194H162ZM205 195H206V197H208V198H206L205 197ZM246 195H247V197H246ZM99 196V197H98ZM148 196H149V199H150V201L149 200H147V198H148ZM152 196V195H151ZM197 196H198V198H199V200H202V199H204V198H206L207 200H205L204 202H206V203H208V204H206V205H204V207H202L203 205L202 204H204V202H203V200H202V204L199 206V207H201L202 209H198V206H197V209L196 208H193L195 205V202L196 201H194V204H193V199L194 200H196V198H197ZM202 196L204 197V198H202ZM54 197V198H55ZM114 197H116V198H114ZM139 198V200L138 199H135V198ZM141 197H143V201L145 200H147V201H149V206H150V208H148V207H145L146 208V210H147V208H148V211L149 212H151L150 213V215H149V212H147V214L150 216V217H144L143 218V220L145 219V221H146V219H150V218H152V220L150 219L149 221H147V223H143V225H147V226H145L146 228L144 229V230H146V232L144 233L143 231H141V230H143L139 225H138V227L141 229L140 230V233H142V235L139 233H136L138 230H139V228L137 227V228H135V230H134V232L136 233V235H135V233L133 232V229H132V232H133V234L131 235V234H129L128 232H130V228H129V230H128V234H129V237H130V235L131 236H133L134 235V237H132L133 239H135L136 237L138 238L139 236H141L140 237V239H135V241H133V240H131V237H130V239L128 238V234H123V236L124 237H120L121 239H129V242H131V241H133V242H135V246H136V248H134V249H136L137 251H138V248H139V251L138 252H136L135 253V251L133 250V252L134 253H130V252H132V250L131 251H129V248H133L132 246H131V243L129 244L128 243V245H126L127 244V242L124 240V242H126L125 243V245H126V247H125V249H123V250H120L119 249V247H118V245H120V247H122V245L121 244H124V242L123 241H121L120 240V238H119V236H122V235H117L118 236V241H121L120 243L121 244H119V243H116V244H110L111 246L113 245L116 249H112V248H109V246L110 245H108L110 242H115L116 241V239H115V237L117 238V236L116 235H114L115 237H113L112 235H111V237H109V235H108V237L106 238V235H107V231H105V229L106 230H108L107 228H111V226H112V228H113V224L111 225V226H108L107 228L106 227H104L103 225H109V223H112L113 222V220L110 222V220H109V217H111L110 219H112V215H113V213L115 214V212H118L119 211V213H120V211H121V207L123 208V207H125V208H123V209H127V205H129L130 207L132 206V204H133V202L132 201H134L135 200V205L133 204V208L135 209V207H139L140 205H141V203H138V202H142L141 201ZM163 197V196H162ZM165 197V196H164ZM169 197V196H168ZM196 197V198H195ZM200 197L202 198V199H200ZM217 198L215 201H216V203L214 204L213 202H212V200H214L213 198ZM223 197V198H222ZM246 199H245V198ZM249 197V198H248ZM259 197V198H260ZM176 198H178V199H176ZM210 198V200H209V202H208V199ZM218 198H220V199H222V204H221V200L219 201V199ZM254 199V201H255V199H256V201H255V204L257 205L258 204V206H254V203L252 202V203H250L251 201H252V199ZM106 199V200H107ZM115 199V200H114ZM156 199V198H155ZM224 199V200H223ZM248 199H251L250 201H248ZM257 199H258V201H257ZM54 200H55V202H54ZM123 201V203L122 204H124V202H126V204L128 203V202H130V203H128L127 205L125 204V206L124 205H122L121 204V202ZM137 200H138V202H137ZM158 200V199H157ZM167 200V201H166ZM228 200V201H229ZM244 200V201H243ZM247 200V201H246ZM260 200H262V205L260 204ZM100 201V202H99ZM144 201V202H145ZM161 201V202H160ZM175 201H176V203H175ZM179 203H178V202ZM188 201L190 202L189 204H193L192 205V207H191V209H189V208H187L188 207ZM214 201V202H215ZM219 201V202H218ZM229 201V202H230ZM244 203H246V202H249L248 204L251 206V208H253L252 210H255V211H253V212H255V213H251V208H250V206L246 203L245 204V206L247 205L249 208H247V206H246V208L245 207H243L244 206V204L242 203V202ZM136 202H137V204H140L139 206H137V204H136ZM143 202V203H144ZM157 202H158V205H160L161 207H163V206H165V207H163L162 209L165 211L164 213H162V211L163 210H161L160 212L162 213H160V212H158L159 213V215H158V217L156 216H154L153 214H152V212L153 211H150L151 210V208H153L154 206H156L157 205ZM172 202V203H171ZM197 202H198V200H197ZM196 202V203H197ZM257 202V203H256ZM59 203V204H58ZM99 203H101L100 204V206H99ZM105 205H104V204ZM112 203V204H111ZM150 203H152V204H156V205H154L153 207H152V204H150ZM161 203V204H160ZM171 203V204H170ZM201 203V202H200ZM210 203V204H209ZM222 206L223 205V207H221L219 204ZM238 203V204H237ZM58 204V205H57ZM103 204V206H101ZM146 204V205H145ZM145 204H143V205H145V206H147V203H145ZM162 204H163V206H162ZM188 204V205H187ZM212 204H213V206H212ZM219 205L218 206V208H217V211L215 210V209H213L214 207L216 208L217 207V205ZM241 204V205H240ZM60 205V206H59ZM120 205H122V206H120ZM141 206V208L142 207H144V206ZM157 205V206H158ZM187 205V206H186ZM211 205V206H210ZM215 205V206H214ZM120 206V207H119ZM155 207L156 209H160L161 207ZM186 206V207H185ZM234 206V207H233ZM241 206V209L240 208H238V207H240ZM118 207L120 208V209H118ZM128 208L127 210H126V214L124 213V211H123V216H125V218L122 216V214L120 215V216H122L124 219H126V220H128L129 219V217L130 216H128V214L127 213H129V211L128 210H131V208ZM187 208V209H189V210H187V209H185V208ZM213 207V208H212ZM219 207H221L220 209L222 210V209H224V210H220L219 209ZM259 207H261V211H258V208ZM114 208H116V210L118 209V211H115L114 210ZM140 208V207H139ZM145 208H143V209H145ZM166 210H165V209ZM244 208V210H242ZM257 210H256V209ZM111 209H113V211H111ZM150 209V210H149ZM230 209V208H229ZM242 210V211H240V210ZM246 209L248 210V211H246ZM260 209V208H259ZM194 210V211H193ZM144 211V210H143ZM189 211V212H188ZM217 212V214H216V212ZM220 211V212H219ZM240 211V212H239ZM246 212V213H248L249 211H250V213H249V215L251 214V216H249L250 218H247L248 217V214L246 215H244V212ZM109 212H111V214L112 215H108V214H110ZM134 212H136L135 210H134ZM188 212V213H187ZM213 212L215 213V215H213ZM243 212V219H241L242 218V215L240 214V213H242ZM262 213L261 215H260V213ZM108 213V214H107ZM118 213V214H119ZM122 213V212H121ZM133 213V212H132ZM143 213V212H142ZM144 213H145V211H144ZM210 213H212V215L210 214ZM221 213V214H220ZM232 213H234V214H232ZM259 215V218H258V216H257V214ZM107 214V215H106ZM117 214V215H118ZM125 214V215H124ZM241 216H240V215ZM255 214V217L257 218V219H260V223H259V226L258 225H254L253 224V222H252V220H253V218H254V220H255V217L253 216V215ZM127 215V216H126ZM130 215H131V213H130ZM155 215H156V213H155ZM205 215V216H204ZM206 215L208 216V219H210V220H208V219H206L207 217H206ZM115 216V215H114ZM140 216H142L141 214H140ZM155 218H154V217ZM181 216H184L185 218L186 217H188L189 216V218H188V220L189 219H191V218H193V219H191V220H193V222L195 223V221H196V225H194V223L193 222H191V220H189L193 225V229H195L194 231L195 232H193V234H191V239L192 240H194V241H196V242H193L192 244H191V239H187V241L185 240V237H183V235L185 234L184 233V228L183 227H185L184 226V224L182 225V219L180 218ZM200 216H203L202 218L200 217ZM216 216H218V217H216ZM244 216H246V217H244ZM119 217V216H118ZM176 217H178V218H180V219H178V218H176ZM183 217V220H185L186 222H188V220H187V218L185 219ZM191 217V218H190ZM200 217V218H199ZM204 217H206V218H204ZM216 217V218H215ZM251 217H252V219H251ZM154 218V219H153ZM247 218V219H246ZM120 219H121V217H120ZM131 219V218H130ZM134 219V218H133ZM176 221V220H179V222H180V225L179 224H175L174 223V220ZM201 221H203L204 222V220H205V222L208 220V222H206V224H202L203 222H201L200 224L198 223L200 220ZM204 219V220H203ZM225 219V218H224ZM247 221H246V220ZM248 219H251V221H249ZM117 220V219H116ZM123 220V219H122ZM142 219H140V221H141ZM143 220L141 221V222H137L138 224H142V222H143ZM199 220V221H198ZM242 220V221H241ZM253 220V221H254ZM130 221V220H129ZM128 221V222H129ZM144 221V222H145ZM174 223V226H173V223ZM210 221V222H209ZM239 221H240V223L242 224L243 222H245V223H243L242 225H243V228L242 227H240V226H242L241 224H239ZM256 222H259L258 220H255ZM254 221V223L255 224H257L256 222ZM116 222V221H115ZM123 222H124V220H123ZM176 222H178V221H176ZM178 222V223H179ZM182 222V223H181ZM204 222V223H205ZM222 222H224V221H222ZM247 222H252L251 224H246ZM114 223V222H113ZM127 223V221L125 222V224ZM185 223V222H184ZM189 223V222H188ZM209 223V227H206L205 225H207ZM237 223L239 224V226L237 225ZM101 224V226H99L98 227V225H100ZM123 224V223H122ZM169 224H170V226H169ZM171 224H172V227H171ZM201 224H202V226H201ZM245 224H246V226H252L253 227V225H254V227H258L257 229H254V227L252 228V229H254V230H252L251 231V227H248V229H247V227H246V229H247V231H244L245 230ZM253 224V225H252ZM118 225V224H117ZM137 225V224H136ZM143 225H142V227H143ZM191 225V224H190ZM177 227V226H179V229H180V227H181V230H178V229H176V228H173V227ZM191 226V227H192ZM208 226V225H207ZM227 226V225H226ZM235 226H237V228L238 227H240V228H242L243 229V232L240 230V228H235ZM101 227H104L103 229H100ZM114 227H115V224H114ZM117 227H119V226H117ZM135 227V226H134ZM148 227V228H147ZM202 227V228H201ZM212 227V228H213ZM232 227V228H231ZM111 228V229H112ZM167 228H172L171 230L170 229H167ZM183 228V229H182ZM235 228V229H234ZM111 229L110 230H108V231H111ZM136 229H138V230H136ZM185 229H186V231L185 232H188L189 230L185 227ZM190 229V228H189ZM201 229H202V231H201ZM219 229V228H218ZM217 229V230H218ZM226 231H225V230ZM258 229H260V231L261 232H259V230ZM4 230V229H3ZM114 230V229H113ZM162 230H164V235H163V231ZM166 230H168V231H166ZM210 230H212V229H210ZM238 230V233L240 234V235H242L243 236V238H244V241L242 240H240L239 238H237V237H242V236H238L239 234H237V232L236 231ZM257 231L258 230V234L257 233H253L254 231ZM181 231V232H180ZM191 232H189V233H192V230H190ZM208 231V230H207ZM249 231H251L253 234H257V236L256 235H253L254 237H251L252 235H251V232H249ZM255 231V232H256ZM122 232V231H121ZM167 232V233H166ZM205 232V233H204ZM212 232V231H211ZM215 232V231H214ZM247 232H249V235L247 234ZM5 233V234H6ZM161 233H162V235H161ZM166 233V234H165ZM182 233H184V234H182ZM194 233H196L195 235H194ZM204 233V234H203ZM213 233V232H212ZM211 233V234H212ZM221 233H222V230H221ZM236 233V234H235ZM242 233V234H241ZM245 233L247 234L245 237H244V235H245ZM261 233V234H260ZM108 234H111L110 232L108 233ZM113 234V233H112ZM159 234V235H158ZM244 234V235H243ZM139 235V236H138ZM187 235H188V233H187ZM186 234L184 235V236H186L187 238H188V236H187ZM192 235H194L193 236V238H192ZM203 236V238H201L202 236ZM214 235H215V233H214ZM233 235H234V237H233ZM1 236V235H0ZM136 236V237H135ZM156 236V237H155ZM157 236H162L161 238H162V240H161V238H159V237H157ZM163 236H165L166 237V239H165V241L163 240L164 238H163ZM232 238H231V237ZM237 236V237H236ZM114 239H113V238ZM127 237V238H126ZM156 239H155V238ZM169 237V236H168ZM217 237H218V235L216 236V240H217ZM236 237V238H235ZM1 238V237H0ZM110 238H112V240L110 239ZM157 238H158V240H160L158 243H157ZM189 238H190V235H189ZM230 238H231V240H230ZM233 238H235V239H237L236 241L237 242H235V240L233 239ZM108 239V240H107ZM147 239V240H146ZM172 239H174V240H172ZM200 239H202V241L200 242ZM233 239V240H232ZM238 239H239V241H238ZM175 240H177L176 242H174ZM256 240V241H255ZM108 241V243H106ZM110 241V242H109ZM143 241L141 242V244L139 245V246H143L142 245V243H143ZM163 241V242H162ZM190 241V242H189ZM201 243V245L202 244H205L204 246H201V245H199V243ZM206 241V240H205ZM233 241H234V243H233ZM259 241H261L262 242V247H261V243H259ZM189 242V244L187 245V243ZM213 242V241H212ZM256 242H258V243H256ZM166 243H167V241H166ZM165 243V244H166ZM174 243H178V245L179 246H176L177 248H174L175 246V244ZM218 243V242H217ZM221 243H220V245H221ZM236 243V244H235ZM238 243H240L241 245H239ZM118 244V245H117ZM134 244V243H133ZM197 244V245H196ZM225 244V245H224ZM259 244H260V247H258L259 246ZM105 245V246H104ZM131 247H130V246ZM164 245V244H163ZM191 245V246H190ZM193 245L195 246L194 248H192L193 247ZM112 246V247H113ZM128 246V247H127ZM145 247H146V244L144 245ZM143 246V248H145ZM154 246V247H155ZM173 248H172V247ZM187 246V248L189 247H191L190 249L188 248V250H187V248H185ZM105 249H104V248ZM108 247V248H107ZM118 247V248H117ZM147 249H143V250H145V253H147L146 252V250H148L149 249V245L147 244ZM164 247V246H163ZM124 248V247H123ZM158 248H160V247H158ZM170 248V249H169ZM179 248V249H178ZM181 248V249H180ZM184 248H185V250H186V253H187V251H189V254L190 255H192L193 256V259H192V256H191V261H190V258H188L190 255H188V253L186 254L184 251ZM259 248V249H258ZM104 249V250H103ZM107 249L109 250V249H111V250H109L108 251V256L109 255H114L113 256V258H110V257H108V256H106V254H107ZM151 249V248H150ZM149 249V250H150ZM154 249H156V248H154ZM215 249V248H214ZM246 249V250H245ZM251 249V250H250ZM105 250H106V252H105ZM128 250V251H127ZM211 250V249H210ZM250 250V251H249ZM255 250H256V253H255ZM101 251H102V253H101ZM112 251V252H111ZM120 251H123L122 252V254H120ZM156 251H158V250H156ZM155 251V252H156ZM167 251H164L165 253L167 252ZM246 251H249L250 252V257H248L249 256V254L247 255V259H246V255H244V254H247V252ZM258 251V252H257ZM144 252V251H143ZM143 252H141V254H145V253H143ZM161 252V251H160ZM163 252V251H162ZM229 252L233 255V258H234V256L236 255V262H235V260H233V259H230V258H232V256H231V254L229 255ZM245 252V253H244ZM248 252V253H249ZM262 252H264V251H262ZM0 253H1V251H0ZM109 253H111V254H109ZM196 253H197V251H196ZM204 253V252H203ZM218 253H220V254H218ZM258 253V254H257ZM131 254V255H130ZM136 254H137V256H136ZM141 254H139L140 256H141ZM162 254V253H161ZM184 254H186V255H184ZM222 254V255H221ZM256 254H257V256H256ZM157 255H159V254H157ZM188 255V256H187ZM152 256V255H151ZM154 256V255H153ZM161 256V255H160ZM211 256H212V258H211ZM219 256V257H218ZM227 256V257H226ZM230 256V257H229ZM245 256V257H244ZM105 257H108V259L106 260V258ZM116 257V258H115ZM121 256L120 257H118L119 259H117V262H118V264L120 263V264H123L124 262V264H142L143 262H137V260L135 261H133L132 260V258H131V260H126V261H124L123 263H121V262H119V260L122 258ZM186 257V258H185ZM195 257V258H194ZM214 257V258H213ZM243 257L245 258V260L243 259ZM115 258V259H114ZM152 258V257H151ZM156 258V257H155ZM163 258V257H162ZM199 258V257H198ZM208 258V257H207ZM225 258H228V259H226L225 260ZM234 258V259H235ZM139 259H143L142 257L140 258L139 257ZM157 259H159V258H157ZM261 259V260H260ZM161 260V259H160ZM205 260V261H206ZM233 260V262L231 263V261ZM245 262H244V261ZM140 261V260H139ZM153 261H156V260H153ZM158 261V260H157ZM156 261V262H157ZM163 261H164V258H163ZM194 262H196V259L195 260H193ZM198 261V260H197ZM223 261H224V263H223ZM1 262H0V264H1ZM108 262V264H112L113 262ZM155 262V263H156ZM161 262V261H160ZM165 262V261H164ZM206 262V263H207ZM211 262V263H210ZM235 262V263H234ZM250 262H249V264H250ZM116 263V262H115ZM151 263V262H150ZM154 262L152 263V264H155ZM167 263V262H166ZM166 263H164V264H166ZM205 263V264H206ZM117 264V263H116ZM144 264V263H143ZM157 264H159V263H157ZM160 264H162V262L160 263ZM195 264H197V263H195ZM228 264V263H227ZM247 264H248V262H247Z\"/></svg>",
    "mask_w": 264,
    "mask_h": 264
},
{
    "label": "rangeland",
    "instance_id": "obj_2",
    "mask_svg": "<svg viewBox=\"0 0 264 264\" xmlns=\"http://www.w3.org/2000/svg\"><path fill=\"white\" fill-rule=\"evenodd\" d=\"M30 1L35 3L36 0H33V1L30 0ZM145 1H146V0H145ZM145 1L143 0V4H142V1H140L141 4L139 3V1H137V3H139L140 5H138V4L136 3V1H135V3L132 1L131 3H132V4H136V6H135V5H131L132 8L129 7L130 5H129V6H126L127 8H126V7H125V8H126L127 10H125V11L123 10L124 12H122V11L120 12V11L118 10V11L120 12L121 16H122V17H121V21H122L123 16H125V13H126V12H129L130 10H132V11L129 12V14H130V18H131V22H132V23L129 24V25H130L129 27H131V28H129V29L127 28L128 30L131 31V33H129L130 31L128 32V30H126V28L124 27V30H126V33H124V34H119L118 37H119L120 35H121V37L116 38V39L118 40L117 42H119V44L121 43V42L119 41V39H120L121 41H124V40L127 41V40H128V43H127V44L129 45V47H130V46H131V47L133 46L132 49H129V50H128L129 54L131 55V56H130V55L128 54V55L130 56L129 58H132V59H129V60H128V58L126 57V60L130 62V60H134V61H135V60L137 59L138 61L135 62V64H136V67H135V68H137V69H130V68H131V67H130L131 64H130L129 67H128V65H127V67H128L127 69H130L131 71L134 70V71H136V72H137V70L139 69L141 75L143 76L142 79H145L146 81L149 82V83H146V81H143L142 79H140V80H141V84L144 85V86H143V89L145 88L144 91H142L141 88H139V89L136 90V93L139 92V91L144 92V94H142V92H141V94L139 93V96H140V97L142 96L141 98H139V100L142 99V100H140V102L142 101V103H143V100H144L145 102H153V101H155V100L152 101V99H151L152 96H154L155 99H156V96L158 97V95H159V97H160L161 99L163 98V99H162V100H163V104H164V102L167 103V100H169V102L167 103V105H165V106L163 107V104H162V106L160 105L159 110H158L157 107H156L157 110H155V112L158 111V114H157V113H156V114L159 115V120H158V118L156 119V116H155L154 119H155V120H158L160 123H163V124H161V126H162L161 129H163L164 120H165V121H168L166 118L169 117V115H170L169 113H171V111H173L172 109H178V110H174V111H175V112L177 111L176 114H180V115H182V114H184V113H183V112H184L183 110L188 106V105L185 103V100H186L185 98H187V96H188V95H187L188 92L185 93V91H186L185 89H183V91L180 90V89H182V87H180V85L182 84L181 77H180V76H177V77H180V78H179V80H181V84H180V85H179V82H180V81H179L178 83L175 82V81H177V77H176V73L173 72V70H175V71L177 72V74H178V71L180 72V70H181L180 68L182 67V66H181V67L179 66V67H180V68H179L178 65L175 64L176 59L178 58L180 61H183V64H184V65H183V64H180V63H182V62H180V61L178 62V59H177L176 62H177L179 65H183V67H184V66L186 67V66L188 65V66H187L188 69H189L190 67H193V65L195 64L194 62H196V60H197V63H199L198 60H199V59L201 60L200 56L204 55V50H203L204 47L201 48V45L204 46V45H203V42H204L205 40H207L206 38H204V34H203L204 32H202V31H203V30H204V31L206 30V32H209V33L211 32V33H212L213 29H214V31H215V29L218 27V28L221 29V30L223 29V33H224V35L226 34V33H225L226 31L229 33V30H230V29L227 30L228 27L231 26V30H232V28H233L232 25H229V24H233V22L231 23V21L234 20V19H232V17L235 18L236 16H235L234 14H233V15L230 14V15H231V17H230V16H228V15L226 14L227 12H226V13L224 12L225 15H226V16H225V15L223 14V11H224L223 8H225L226 5H227V7H230V6H232V7H230V8H226V9H231V8H233V6L236 4V2H235V0H226V1H225V0H222V1H220V0H219V1H218V0H214V3H213L212 0H207V1H206V0H152V1H151V0H147V2H145ZM191 1H192V2H191ZM211 1H212V2H211ZM233 1H234V2H233ZM241 1H242V0H240V2H241ZM244 1H245V0H244ZM244 1H242L241 3H243ZM259 1H261L260 3H262V7H264V1H262V0H259ZM259 1H256V2H259ZM122 2H123V1H122ZM127 2H128V3H126V4H129V3H130L128 0H127ZM144 2H145V4H144ZM175 2H176V3H175ZM240 2H239V3H240ZM247 2H248V0H247ZM247 2H246V3H247ZM36 3H37V1H36ZM117 3H118V2H117ZM117 3H115V4H117ZM190 3H191V4H190ZM229 3H230V6H229ZM237 3H238V2H237ZM239 3H238V5H235L236 7H235V6H234V7H235V8H239V7H238V6H239ZM246 3L244 2V3L242 4L244 9H245V7H246V5H245ZM260 3H259V5H260ZM119 4H120V2L118 3V5H119ZM183 4H184L185 6H184ZM123 5L125 6L124 3H123ZM123 5H122V6H123ZM242 5H240V6H242ZM259 5L257 4L256 6H259ZM120 6H121V5H119V7H120ZM122 6H121V8H122ZM124 6H123V8H124ZM133 6H134V7H133ZM137 6H139V7H137ZM189 6H191V7H189ZM116 7H117V5H116ZM135 7H136V8H135ZM260 7H261V6H260ZM262 7L260 8V10H261V11H264V9H262ZM125 8H124V9H125ZM134 8H135V9H134ZM190 8H191V9H190ZM205 8H206V9H205ZM243 8L240 7V8H239V11H240V9H241V11H243V10H244ZM117 9H118V8H117ZM187 9H188V10H187ZM233 9H234V8H233ZM242 9H243V10H242ZM121 10H122V9H121ZM128 10H129V11H128ZM190 10H191V11H190ZM231 10H232V9H231ZM257 10L260 11L259 8H257ZM225 11H226V10H225ZM114 12H115V11H114ZM131 12H132V13H131ZM123 13H124V14H123ZM180 13H181V14H180ZM116 14L118 15L117 11L115 12V15H116ZM120 14H119V15H120ZM129 14H128L127 16H129ZM191 14H193V15H191ZM228 14H229V13H228ZM113 15H114V14H113ZM115 15H114V16L111 15L110 18H109V17H105V18H103V22H102V24H103L105 21H107V22L110 21V22H109V23H110L109 26H111V25H112L111 22L114 23V21H117V22L120 21V17H119V15H118L119 19H118L117 15H116V16H115ZM227 16H228V17H227ZM40 17H41V16H40ZM40 17H37L38 20H41ZM125 17H126V16H125ZM125 17H124V18H125ZM226 17H227L228 19H227ZM229 17L231 18V19H230V20H231L230 23H229ZM39 18H40V19H39ZM111 18H112V21H111ZM130 18H129V20H130ZM172 18H173V19H172ZM176 18H177V19H176ZM104 19H106V20H104ZM117 19H118V20H117ZM137 19H138V20H137ZM246 19H248V18H246ZM249 19H250V18H249ZM171 20H172V21H171ZM174 20H175V21H174ZM226 20H227V21H226ZM133 21H134V22H133ZM196 21H197V22H196ZM107 22H106V23H107ZM117 22H116V23H117ZM186 22H187V23H186ZM208 22H209V23H208ZM83 23H84V22H83ZM85 23H86V22H85ZM85 23H84L83 25H86V24H87V23H86V24H85ZM106 23L103 24V28H104L103 31H104V30H105V31L110 30V27H109V29H107V28L105 27V24H106ZM120 23H121V22H120ZM183 23H184V24H183ZM219 23H220V24H219ZM227 23H228V24H227ZM132 24H133L134 27L131 26ZM168 24H169V25H168ZM194 24H196V25H194ZM214 24H215V25H214ZM120 25H121V24H120ZM137 25H138V27H136ZM184 25H185V26H184ZM198 25H199V26H198ZM211 25H212V28H211ZM222 25H223V26H222ZM228 25H229V26H228ZM87 26H89V25L87 24L86 27H87ZM118 26H119V25H118ZM203 26H204V27H203ZM205 26H206V27H205ZM208 26L210 27V29H211L212 31L209 29ZM213 26H214V28H213ZM219 26H220V27H219ZM221 26H222V28H221ZM127 27H128V26H127ZM183 27H184V28H183ZM199 27H200V28H199ZM215 27H216V28H215ZM121 28H122V27H121ZM121 28H120V29H121ZM136 28H137V30H135ZM203 28H205V29H203ZM207 28H208L210 31H207ZM229 28H230V27H229ZM56 29H57V28H56ZM56 29H55V31L57 32ZM87 29H90V28L87 27L86 30H87ZM106 29H107V30H106ZM117 29H118V28H117ZM202 29H203V30H202ZM224 29H225V30H224ZM40 30H41V28H38V29H37L38 32H39ZM133 30H134V31H133ZM177 30H178V31H177ZM201 30H202V31H201ZM217 30H218V29H217ZM87 31H88V30H87ZM105 31H104V32H105ZM142 31H143V32H142ZM214 31H213V32H214ZM219 31H220V30H219ZM224 31H225V32H224ZM42 32H43V31H42ZM53 32H54V31H53ZM116 32H117V31H116ZM124 32H125V31H124ZM127 32H128V33H127ZM132 32H133V33H132ZM162 32H163V33H162ZM165 32H166V33H165ZM220 32H222V31H220ZM220 32L218 33V35L216 34L217 37L215 38V40H217V38H218V41H219V42H222V43H221L222 45L218 46V44H220V43L217 41V42H218V44H217L218 48H221V47L223 46V44H224L223 47H226V46H227V48H229V50H228L227 48H225V50H224V48H222V50L225 51V52H223V51L221 50V51H222L221 53H226V52L228 53L229 51L231 52L232 50H234V51L231 52V53L236 52V53H234V54H239V57L242 58L241 56H243V57L245 56V55H242V54H245L244 51L246 50V52H248L247 49H248L249 47L251 48L250 45H252V43H253V40H252V39L249 41V43L252 41L250 45H249V43H247V42H248L247 40H246V42H244L245 40H243V43H245V44H243V45H246V44L249 45L248 48L246 47L247 45L243 47L241 41L239 42V44L241 43V45H239V44L237 43L238 41H237V42L232 41L233 43L231 42V40H237V39H236V38H235V39H234V38H231V39H230V36L232 35L231 32H230V33H229L230 36H228V35L226 34V38L228 39V41H230V42L232 43V45H231V43H229V42H225L224 40H220V39H219V34H220ZM233 32H234V31H233ZM233 32H232V33H233ZM106 33H109V32L107 31ZM122 33H123V31H122ZM190 33H191V34H190ZM192 33H193V34H192ZM201 33H202L203 35H202ZM211 33H210V34H211ZM223 33H222V35H223ZM38 34H40L41 36L45 37V36L40 32V33H37L36 38H38V37H37ZM48 34H49V33H48ZM125 34H127V36H128L129 34H132V36L129 35V37L132 39V43H131V44H129V40H130V39H126L127 36H126V38H124ZM133 34H134V35H133ZM165 34H167L166 37L164 36ZM40 35H39V38L41 37ZM213 35H214V34H213ZM216 35H215V36H216ZM49 36H50V35H49ZM134 36H136V37H134ZM181 36H182V37H181ZM194 36H195V37H194ZM215 36H214V37H215ZM227 36H228V37H227ZM101 37H102V35H100V36H98V37H95L96 40L93 41V40H91V36H90V37H89L90 40H88V41H89V42L91 41L90 43L93 44V47H94V43L97 41V43H95V44H96V45H95V48H96V46L98 45V43H100V42H102V41L104 40V38H103L102 41H101ZM122 37H123V39H122ZM163 37H165L166 39L163 38ZM180 37H181L182 39H181ZM189 37H190V38H189ZM193 37H194V38H193ZM223 37H224V36H223ZM41 38H42V37H41ZM41 38H40V40H39L40 43L42 42V41H41ZM47 38H48V37H47ZM95 38L92 36V39H95ZM134 38H135V40H134ZM203 38H204V39H203ZM220 38H221V37H220ZM226 38H225V39H226ZM254 38H255V37H254ZM254 38H253V39H254ZM42 39H43L44 41L46 40L45 43H44V42L42 43V44L45 45V48H46V50L44 49V50H45V53H44V50H42V48H44V47H42V46H44V45H41L40 43H39V45L36 44L37 47H36V45L34 46V48H35V47L37 48V49H36L37 51L33 52V53H36V52L38 53V54H35V55H36V56H35V60H34V59H33V60H34L35 62L39 63V64H38L39 66H40V63H45V64L47 65V63H48V59H50V56H47V55H45V54H46V51L49 49V47L47 48L46 46L49 45V44L51 43V42H48L49 39H51V37H49L48 40L45 39V38H42ZM97 39H98V40H97ZM162 39H163L164 41H163ZM180 39H181V40H180ZM200 39H201V40H200ZM213 39H214V38H213ZM221 39H222V38H221ZM227 39H226V41H227ZM229 39H230V40H229ZM99 40H100V41H99ZM149 40H150V41H149ZM160 40H161V41H160ZM168 40H169V41H168ZM176 40H177V41H176ZM185 40H186L187 43L185 42ZM254 40H255L254 42H256V39H254ZM36 41H38V40L36 39ZM39 41H38V42H39ZM98 41H99V42H98ZM126 41H125V42H126ZM135 41H138V42H135ZM140 41H141V43H139ZM181 41H182L183 43H182ZM189 41L192 42L193 44L190 43ZM202 41H203V42H202ZM257 41H258V40H257ZM38 42H36V43H38ZM47 42H48V43H47ZM92 42H94V43H92ZM117 42H115V44H116ZM125 42H124V43H125ZM144 42H145V43H144ZM198 42H199V43H198ZM212 42H215V43H216V41H212ZM212 42H210V43H212ZM3 43L5 44V40H3L2 44H3ZM6 43H8V41H7ZM90 43H89V44H90ZM136 43H137V44H136ZM176 43H177V44H176ZM204 43H205V42H204ZM206 43H208V41H206ZM215 43H214V44L212 43V44L210 45V53H211V51H212L211 54H213V52H215L213 49L216 50V53L220 51V50L218 51V48H217V46H216ZM225 43H226V44H225ZM228 43H229V44H228ZM235 43L239 45V46H238V49H237L236 47L234 48V46H236ZM2 44H1V42H0V45H1L0 48H1V50H4V49L7 50V47H6V46H8V44H7V45L5 44V45H6V46H5L6 48L3 47L4 45H2ZM100 44H101V43H100ZM121 44L123 45V43H121ZM121 44H120V45H121ZM185 44H187V45H185ZM188 44H189V45H188ZM233 44H235V45H233ZM101 45H102V44H101ZM128 45L125 44L124 46H128ZM134 45H135V46H134ZM182 45H183V46H182ZM193 45H194V46H193ZM206 45H207V44H205V46H206ZM88 46H89V45H88ZM114 46H115V45H114ZM159 46H160L161 48H160ZM190 46H192L193 48L190 47ZM199 46H200V48H199ZM214 46H215V48H214ZM228 46H229V47H228ZM252 46H253L252 48H253L254 50H255V48L257 49L256 51H258V49H259V47H260V46L257 47V46H258V43H254V45H252ZM39 47H40V48H39ZM50 47H53V46L50 45ZM91 47H92V46L90 45V48H91ZM93 47H92V48H93ZM115 47H116V48H115L114 50H117L118 45H116ZM131 47H130V48H131ZM135 47H136V48H135ZM139 47H140L142 50H141ZM174 47H175V48H174ZM182 47H183V48H182ZM186 47H187V48H186ZM194 47H195V48H194ZM230 47L232 48V50H230ZM239 47L241 48V50H239ZM242 47H243V48H246V49L244 50ZM2 48H3V49H2ZM34 48H33V51L35 50ZM95 48H93V50H95ZM97 48H98V47H97ZM97 48H96V49H97ZM172 48H173V49H172ZM184 48H185V49H184ZM189 48H190V49H189ZM196 48H197L198 50H197ZM233 48H234V49H233ZM252 48H251V49H248V50H249V51H250V50L254 51ZM99 49H100V46H99ZM135 49H136V50H135ZM156 49H157V52H156ZM188 49H189L190 51H189ZM191 49H193V50H191ZM200 49H201L202 51H201ZM235 49H237V51H238L239 53H237V51H236ZM6 50H5V51H6ZM93 50H92V52H93V54L95 55V53H94ZM172 50H173V51H172ZM187 50H188V51H187ZM227 50H228V51H227ZM243 50H244V51H243ZM42 51H43V52H42ZM95 51H96V50H95ZM140 51L143 52V53H141ZM176 51H177V52H176ZM178 51H179V52H178ZM183 51H184V52H183ZM192 51H193V54H189L190 52L192 53ZM256 51H254V52L256 53L255 56H256L258 53H259L258 55H260V56L257 55L258 57L256 56V57H257V60H258V59L261 60V56H262V59H264V55H261V52H259L260 49H259L258 52H256ZM0 52H2V51H0ZM39 52H40V53H39ZM47 52H48L47 54L50 55V54H49V53H50L49 50H48ZM96 52H99V51H96ZM128 52H127V53H128ZM175 52H176L177 54H176ZM230 52H229V53H230ZM240 52H244V53H240ZM254 52H253V54H254ZM3 53H5V52L3 51ZM43 53H44V54H43ZM171 53H172V54H171ZM184 53H185V54H184ZM216 53H215V57H216V55H217ZM90 54H91V53H90ZM157 54H158L159 56H158ZM173 54H175V56H177V57H176V58H175V57H172ZM218 54H219V53H218ZM240 54H241V56H240ZM248 54H250L249 56L252 55V56H251L252 58L250 57V59H253L254 56H253V54L251 53V51H250V53H247V56H248ZM33 55H34V54H33ZM44 55L47 56V58H48V57H49V58L47 59V58L45 57V58H46V59H45V58H44ZM126 55H127V54H126ZM132 55H134V56H132ZM144 55H145V56H144ZM167 55H168V57H167ZM179 55H180V56H179ZM185 55H186V56H185ZM193 55H194V56H193ZM42 56H43V57H42ZM91 56H92V54H91ZM91 56H90V59L92 58L91 60H93V59H97V58H93V56H92V57H91ZM156 56H157V57H156ZM190 56H191V57H190ZM249 56H248V58H249ZM33 57H34V56H32V58H33ZM39 57H40V58H39ZM41 57H42V58H41ZM210 57H211V55H210ZM215 57L212 56V58H211L212 60L209 59V60L211 61V62H209V63L211 64V66H210L209 63H208L209 60L206 61L208 64L205 63V66L208 68V70H207V69L204 70L205 72H207L205 75L210 74V75H209V76H210V83H211V81H212V83H213V84H210V85H212V86L214 85V86H213L214 88H212V90H213V89H216V88H215L216 85L218 86V84H216V83H219V87L222 86L223 89H225L224 86H223L222 84H220V83H221V82H222V83H223V82L225 83V81H226V83H227L226 86H227V85H228V86L231 85V86H229V87L227 86V88H226V91H227V90H229L228 88L232 87V86H233L232 84H234L233 81H232V79H231V80H228V78L230 79V77H231L232 75H229L230 77H229V76L227 77L226 74H227V73L230 74V72H227V71H226L227 73L225 72V73H226V74H225L223 71H224L225 69L227 70L228 68L223 67L222 63L218 64V62H220V60H219V58H218V60H216L217 57H216V58H215ZM237 57H238V55H237ZM259 57H260V58H259ZM140 58H141L143 61L140 60ZM174 58H175V59H174ZM191 58H192V59H191ZM194 58H195V59H194ZM197 58H198V59H197ZM36 59H38V60H36ZM43 59H45L47 62H42V61H44ZM145 59H147V61H146ZM213 59H214V60H213ZM242 59H244V58H242ZM245 59H246V57H245ZM254 59H255V57H254ZM254 59H253V62H254ZM148 60H149V62H148ZM166 60H167L168 62H167ZM173 60H174V61H173ZM185 60H186L187 62H186ZM215 60L218 61V62H215ZM255 60H256V59H255ZM259 60H258V61H259ZM38 61H39V62H38ZM89 61H90V60H89ZM93 61H94V60H93ZM93 61H92V63L95 65V63L97 62V60L94 61L95 63H94ZM243 61H244V62H247L248 60H243ZM251 61H252V60H251ZM129 62H127V64H128ZM159 62H160V63H159ZM213 62H214V63H213ZM249 62H250V60H249ZM253 62H252V63H253ZM255 62H256V63H253L254 65L258 63L257 61H255ZM259 62H260L261 64H264V63H262L261 61H259ZM90 63H91V62H90ZM131 63H132V62H131ZM142 63H143V64H142ZM260 63H258V64L261 65ZM133 64H134V62L132 63V66H133ZM135 64H134V66H135ZM171 64H172V66H171ZM248 64H250V63H248ZM248 64H247V65H248ZM41 65H43V64H41ZM46 65H43V66H45V68H44L43 66H41V67H43V70L45 69V71L48 70V69L46 68ZM91 65H92V64H91ZM94 65H92V66H94ZM139 65H140V66H139ZM142 65H143V67H141ZM149 65H150V66H149ZM174 65H177V67H178L180 70L178 69V71H177V70H176L177 68L175 69V68H174V67H175ZM195 65H196V64H195ZM207 65H208V66H207ZM221 65H222V67H223L224 70L222 69ZM247 65H245V66H247ZM254 65H252V66L249 65V66H250V69H254V68H255V67L253 68ZM134 66H133V68H134ZM146 66H147V67H146ZM196 66H197V65H196ZM196 66H195V67H196ZM205 66H204V67H205ZM242 66H243V68L245 67L244 65H242ZM249 66H247V67H249ZM255 66H256V68H257V72H261V74L259 73L261 77L257 76V77H256V79L258 78L257 81H256L255 78H253V76H252V78L255 79V81H256L257 83H261L262 80H264V69H262V71H259V70H261V68H264V67H259V66H257V65H255ZM118 67H119V66H118ZM118 67L116 68L117 70H116L115 72H118V70H119ZM125 67H126V66H124V68H125ZM220 67H221V68H220ZM247 67H245V69H246ZM251 67H252V68H251ZM258 67H259L260 69H258ZM122 68H123V66H121L120 69L122 70ZM124 68H123V69H124ZM143 68H144V70H143ZM193 68H194V67H193ZM193 68H192V69H193ZM196 68H197V67H196ZM196 68H195V70H196ZM213 68H214V69H213ZM219 68H220V69H219ZM46 69H47V70H46ZM127 69H125V70L127 71ZM168 69H169V70H168ZM241 69H242V68H241ZM250 69H249V70H250ZM121 70L118 72L119 74H120ZM170 70H172V72H171ZM189 70H190V69H189ZM195 70L193 69V71H195ZM242 70H243V69H242ZM41 71H42V70H41ZM45 71H44V72H45ZM126 71H125V73H126ZM131 71H129L130 73L128 72L127 75H129V74H130V75H133V76H130V75H129V76H130L129 78H132V77H133V78H132V79H133L132 81H135V79L138 78L137 75L139 74V71H138L137 74H136V72L133 73V72H131ZM157 71H158V72H157ZM168 71H169V72H168ZM193 71L191 70V71H189V72H193ZM210 71H211V72H210ZM228 71H230V69H229ZM245 71H246V70H245ZM44 72L42 71V73H44ZM142 72H143V73H142ZM164 72H165V73H164ZM189 72H187L186 75H187L188 77H190V75L192 74V75H191V78H194V79L188 78V77L186 76V77H187V78H186L187 80L185 79V82L189 81V83H190V82L193 83L195 80L200 81V79H201L200 77H198V78H200L199 80H198L197 77H196V78L194 77V76H196V75L199 76L198 73H199L200 71H199V72L196 71L197 73L195 72L194 74H193V73H189ZM205 72H204V73H205ZM208 72H209V73H208ZM220 72H221V73H220ZM243 72H244V71H243ZM243 72H242V75H243ZM257 72H255V73H257ZM46 73H47V72H46ZM46 73H45L44 75H46ZM121 73H123V71H122ZM125 73H124V74H125ZM131 73H133V74H131ZM163 73H164V74H163ZM173 73H175V74L173 75ZM188 73H189V74H188ZM119 74H118V75H119ZM135 74H136L137 77H135ZM155 74H158L159 77H160L159 80L162 79L161 81H163L162 83H161V82L159 83V84H160V87L158 86L159 84L157 85L158 87L155 86L156 90H157V89H160V91L157 90V93H156V94H155L156 91L154 90V84H151V83H153V82H151V81L153 80V77L155 76V77L157 78V76H158V75H155ZM162 74H163V75H166V76H163ZM171 74H172V75H171ZM195 74H196V75H195ZM216 74L218 75V77H217ZM220 74H221V75H220ZM257 74H258V73H257ZM257 74H256V75H257ZM116 75H117V73H116ZM118 75H117V76H118ZM122 75H123V74H122ZM122 75H121V76H122ZM141 75L139 74V78H140ZM144 75H145V76H144ZM247 75H248V76H247ZM254 75H255V74H254ZM8 76H9V75H8ZM8 76H5V78H7ZM10 76H11V75H10ZM117 76H116V77H117ZM123 76H124V75H123ZM174 76H175V78H176L175 80L173 79ZM209 76L207 75V78H208ZM214 76H215V77H214ZM219 76L221 77V79H220ZM244 76H246L245 78H247V79L250 80V81L247 80L248 82H250V83H252V84H253V83L255 84V82H253V80L251 81L252 78H250L251 76L249 75V73L244 74ZM249 76H250V77H249ZM118 77H119V76H118ZM134 77H135V78H134ZM144 77H145V78H144ZM146 77H147V78H146ZM155 77H154V79H156ZM163 77H164V78H163ZM166 77H167V78H166ZM172 77H173V78H172ZM222 77H223V78H222ZM254 77H255V76H254ZM8 78H9V79H8ZM8 78H7L8 80H7V79L4 80L5 82L3 81V82L5 83V85L7 84L6 87L8 86V83H9V86L7 87L8 89L6 90V88L4 87L5 85H3L2 89H4V88H5V89H4V90H1V91H4V92H5V90H6V94H7V95H8L7 91L9 90V88H10L11 86H16V87L18 88V86H19V85H18V84H19L18 82H19L20 80H22V79H20V78L17 77V78L19 79V81L17 82L18 84L16 83V85H15V82L17 81V79H15V80H13V79L16 78V75H14V78H13L12 76H11V78H10V77H8ZM139 78H138V79H139ZM170 78L172 79L171 81L174 80V81H173L174 83H172V82L169 80ZM231 78H232V77H231ZM261 78H262V80H261ZM11 79H12L14 82H13V81H10ZM102 79H103V78H102ZM104 79H105V81H103L104 85H103V83L101 84L102 80L99 78V82L101 81V82H100V85L95 86V83H94V81H93L92 85H94V87H93L92 85H91V86H88V88H89V87H93L92 89H90V90H89V89H86V92H85V90H83L84 92H80V91H78V92L75 93V94H74V92L72 91V93H73L74 96H76V94H77L78 96H76L77 98L73 99L74 101H73L70 97H69V98H70L74 103H77V101H78V104L81 103L83 106L85 105V103H86V105H88V103H90V106H91V104L93 105V103H94L95 100L98 101V99H99V101H101L102 99H101L100 97H103V96L106 97V96H107L108 99H103L101 102H102V103H104V102H108V103H109V101H107V100H109V97H108V96H109V95L111 96L114 92H115L116 94H119V93H117L115 90H112L113 88L115 89L114 86H117V85L115 84L114 81H110V83L114 82L115 85L113 86L112 89H109V88H111V86L113 85V83H112V84L109 83V85H110V86H109L108 83L106 82V80L108 81L109 78H108V79H107V78H104ZM211 79H212V80H211ZM219 79H220V80H219ZM95 80H97V77H95ZM109 80H111V79H109ZM136 80H137V79H136ZM140 80H139V81H140ZM164 80H165V81H164ZM166 80H168L169 82L166 81ZM193 80H194V81H193ZM208 80H209V79H208ZM213 80H214L215 83L213 82ZM215 80H218L219 82H218V81H215ZM54 81H56V79L52 80V84H49V86H51V87H53V88H51V87L48 86V88L43 89V90H45L46 92L48 91L49 93H50V88L53 89V90L51 91L50 94H48V92H47V93H46L47 95L44 94L45 92H40L42 89H39L40 91L38 90V92H40V94L37 93V92H34L35 89H33V87H31L32 85H30V84H33V83H31L30 81H29L30 83H29L28 81L25 82L24 80H23V81H20L21 84H22V83H23V84L26 83V84H24V85L22 84V85H21L22 90H21V88H20V86H19L18 89H20L21 91H19L18 89H17V90H18V92H23L22 94H23V96H25L23 100L26 99L25 101H29V100H30L29 98L32 99V100H31L32 103H30V105H32V107H34L33 105H36V107H38V108H40V107L44 108V107H45L44 105H48V104H49L50 109L52 108L51 110H54L55 108L58 107V104H57V103H59L58 101H60V97H59L58 94H59V92L62 90L61 87H60V88H58V87H59V86H62V85H64L63 88L66 87L65 84H63V82H65L64 80H63V82L60 83L61 85L58 84V81H57V83L55 84ZM61 81H62V80H61ZM97 81H98V80H97ZM97 81H95V82L99 84V82H97ZM132 81H130V82H132ZM153 81H154V80H153ZM197 81H195V82L193 83V86H195V85L197 84V85L195 86L196 88H193L192 84H190V85L192 86V87H191V91H193V92H192V93H193L192 96H193V97H194V96H197V97H194V99H197V100H198V101H197V100L195 101L197 105L194 103L195 105L193 104L194 106L191 105V107L193 106V108H194V107L196 108V106H198L199 103H200V105H199L198 107L201 108V109L197 108V110L199 109L200 112H198V113H201V114L203 113V114H202V116H201V117H202L201 120H198V121H200V122H198L197 119H196V121L198 122V123H197V122H196V123H197V125H200L201 127L198 126L199 128H197V127H195V128H197V129H199V130H202V132H201V131L199 132V130H197V129L195 130V128H192V127H191V124H192L193 122L190 121V123H191V124H190L189 121H188L187 123L190 125V127H188V128L190 129V131L187 130L186 132H187V135H188V131H189V133H190L191 135L189 134L190 136H185V137H187V138L190 137V140H189L190 142H191L195 137H197V138H198V141H197V138H196V145H194V143H191L192 145L190 144V150H192V151L188 150L189 147H187V151H184V149L186 150V147L181 148V151H179V152H181V153L183 154V156H182L181 154H179V155H181V156L184 158V160L179 161V162L181 163V167H178V166L180 165V163H179V165H177V166L175 167V170H176V168H179V170L177 169L178 171L176 170V172H175L174 168L171 169L172 172L174 171L173 176H172V172L169 171L168 175L171 174V175H170V178H169L168 176H166V177H168L167 179H169L168 182H166V181H164V182H162V183L158 182V181L163 177V176L160 177L161 174H157V175H159V177H160L159 180H158V178H159L158 176H156L157 179H155V177H154L155 181L158 180V181H157V184H156V182L152 179V180L154 181V183H155V184H153V181L150 179V181H148V182H152V186H151L152 188L149 187L150 191H151V189H152V194H151L152 196L149 195V194H150V193H149V189H147V188L144 186V185H146V184L144 183L143 186L141 185V187H144V189H145V188L147 189V192H148V195L150 196V199H151V197H153V198H152L153 200H151V201H150V199H149V196H148V198H147V200H149L150 202L153 201L152 203H155L156 201H159V199H161V201H163L162 198H164V200H165V198H168V199H167L168 201L166 200L168 203H169L170 198H171L170 201H173V202H174L173 199H175V198H172V196L174 197V195H175V197H176V195H177V193H174V191H178V190H180V189H181V190L183 189L182 187L179 189V186L181 185V184H180L181 181H184L185 178L188 179V180L190 179L191 181L193 180L192 183L195 182V186H196V185L198 186V187H196V188H197L196 191L198 192L197 195L200 193V191H202V192L205 191L204 193L207 194V196L209 197V196L213 195V194H211L213 191L218 192V191H216V190H217V188H219V186H222L221 183H223V185H224V189H227V188H226V185L224 184V182H225L224 180H226V182H227V180H228V176H229V175L231 176V175H232L237 169H236V170L234 169L233 166H235V165H231V166L233 167V169H234V170H233V173L227 175V179H226V178H225L226 173H225V171H224L226 168L224 169L223 167H224V165H225V167H226V165L228 164V163H227V164H225V163L227 162L226 159H228L229 155H230V158H232V156H231L232 153H231V152H233V153L238 152V154H239L240 150L238 151V149H242V150H244V149H246V148H248V147H250V148L252 147L253 150L256 149L257 151H255V153H254V155H257L256 158L254 157L253 154H250V153L247 151V149L244 150L243 152H244V153L248 152V154H250L251 156L253 155V157L255 158V160L259 158L258 160L260 161V159H261L262 163H264V126L261 127V126L259 125L260 123H262V122H264V121H262V122L257 121V125H258L257 128H256V126H255L254 124L252 125V122L256 124V121L254 122L255 118L258 117V120H262V117H264V114H262V113H264V103L261 102L262 100H264V94H262V91H261L262 89H260V87H261L262 85H259V84H258V85L260 86L259 88H258V86H256V87L258 88V91L260 90V92L257 91L256 87H254V89L256 90V92H254V93H255L254 96H253V93H250V92H251V88H252L253 86H255L256 84H255V85H254V84H253V85L251 84V85H249V86H248V85H245V87L247 86V89H246L245 87H243V86H242V89H243V90L240 89V91H244V93L248 94V95L245 94L246 96L244 97L246 103L251 102L250 98H252V97H249V100H250L249 102H247V101H248V98H246V97L250 96L251 94H252L251 96H253V101H252L251 103H253V102L255 103V101L257 100L256 97H257L260 93L262 94V95L260 94V96H258V100H257V102L260 103L259 105H261V104H262V105H261V106H257V105H255V106L258 107V110H257L256 107H255V109H256L257 111H255L254 108L252 107V112H253V113H254V111H255V112H258V115H259V116L255 113V115H257V116L255 117L254 114H253V117H254V118H253V117L250 118L251 116H249V115H248L249 113H248V114H247L248 116L245 115V117H247L246 120L248 119V117H249V119H251V120L253 119V120H252V121L249 120V121H250L249 123H248V120H247V123H246V122H244V121H245V119H244L245 117L243 116V114H246V108H247V107L251 109V106L249 107V105H252V104L249 103V105L247 104V105H248L247 107L245 106L246 108L244 107L245 109L243 108L244 103H242V101L244 102V99L242 100L241 97L244 96V93H243V96H241L242 94L239 95V97H240V102H241V104L243 105V106H242V105L240 104L242 107H241L240 105H239V106H240L242 109L245 110V112H244L243 114L241 113L242 115L240 116V117H241V118H240L238 115H239V113H240L241 111L243 112V110H242V109L239 110V109H240L239 106H238V108H236V107H237L236 104H238V102H236L235 104L233 103V101H234V100L236 101L237 99H234L232 102H230L229 99H226V98H227L226 96L229 95L230 93L227 94L226 96L224 95V96L226 97L224 100H225L226 102H227V100H229V107H232V106H230V104H234V105H235V108L232 107V108H233V112H237V111H235L236 109H237L238 111H240V112H239V113H236V114L233 113V112H230V111H232V110H231L232 108H229V107H228V109H227V106H228V105L225 104L226 106H225V105H224V106H225V109H226V110L223 111V112H224V113H223V112H222V108H223V106H220V104L223 105L225 102H224L223 99L220 98L222 101L219 99V97H220V93L217 91L218 89L215 90V91H217L218 93H216V92L214 93V92H213V95H215V94L218 95V98L216 99V100L218 101V102L216 103V104H217V107H216V104H215V103H212L213 100L215 99L214 96L212 95L213 99H211L212 97H210V95H211L210 93L204 95V93H206V91H208V89H211V88H209L210 85L207 84L208 86H206L205 84H202L201 81H200L199 83H197ZM229 81H230V82H229ZM231 81H232V83H231ZM258 81H259V82H258ZM260 81H261V82H260ZM3 82L1 81V83H3ZM11 82H12V83H11ZM27 82H28V83H27ZM59 82H60V81H59ZM105 82H106L107 84H105ZM144 82L146 83V85L144 84ZM170 82H171L172 85L174 84L173 86H175V88L173 87V88H174L173 90L171 89V86H172V85L170 86ZM248 82H247V83H248ZM10 83H11V86H10ZM13 83H14V85H13ZM50 83H51V82H50ZM53 83H54L55 85H53ZM132 83H133V82H132ZM163 83H164V84H163ZM195 83H196V84H195ZM203 83H204V82H203ZM224 83H223V84H224ZM250 83H249V84H250ZM28 84H29L30 86H29ZM57 84H58L59 86H57ZM150 84H151V86H150ZM161 84H163V86H161ZM194 84H195V85H194ZM198 84H199V85H198ZM200 84H202L201 86H204V85H205L204 88L206 89V91H205V89L203 90V88L200 86ZM215 84H216V85H215ZM262 84H264V83H262ZM52 85H53V86H52ZM142 85H141V87H142ZM33 86H34V84H33ZM107 86H108V87H107ZM146 86H147V87H146ZM148 86H149V87H148ZM168 86H169V87H168ZM177 86H178V87H177ZM217 86H216V87H217ZM251 86H252V87H251ZM16 87H14L13 90H14ZM105 87H106V88H105ZM161 87H162V88H161ZM210 87H211V86H210ZM248 87H250L249 90H248ZM34 88H36V87L34 86ZM100 88H101V89H100ZM117 88H118V87H116V89H117ZM150 88H151V89H150ZM165 88H166V89H165ZM167 88H168V89H167ZM169 88H170V89H169ZM177 88H178V89H177ZM234 88H235V86H233V88H231V90H234ZM262 88H264V87H262ZM64 89H65V88H64ZM64 89H63V90H64ZM103 89H104V90H103ZM106 89H107V90H106ZM108 89H109V90H108ZM140 89H141V90H140ZM146 89H147V91H145ZM244 89H245V90H244ZM254 89L252 88V90H254ZM67 90H68V89H67ZM67 90H66V91H67ZM98 90H99V91H98ZM111 90H112V91H111ZM138 90H139V91H138ZM164 90H165L166 92H165ZM184 90H185V91H184ZM212 90H211V91H212ZM231 90H230V91H231ZM246 90H248V91H246ZM255 90H254V91H255ZM10 91H11V95H10V96H7V97H9V100H10V98L12 99V97L14 96V92L12 91V87H11V90H10ZM36 91H37V90H36ZM70 91H71V90H70ZM113 91H114V92H113ZM170 91H172V92H170ZM179 91H180L181 93L184 92L185 95L181 94ZM204 91H205V92H204ZM235 91H236V88H235L234 91H231V92H234V93H235ZM4 92H3V93H4ZM63 92H64V91H63ZM75 92H76V91H75ZM88 92H89V93H88ZM94 92H95V93H94ZM97 92H98L99 94H97ZM110 92H111V94H109ZM153 92H154V94H153ZM158 92H159V93H158ZM169 92H170V93H169ZM199 92H200L201 95L199 94ZM208 92H209V91H208ZM248 92H249V93H248ZM252 92H253V91H252ZM9 93H10V92H9ZM12 93H13V96H12ZM42 93H43L44 95H43ZM68 93H69V90L67 91V94H68ZM78 93H79L80 95H79ZM92 93H93V94H92ZM102 93H104V94H102ZM178 93L180 94V96H178V97L176 98V101H175L176 103H175V102H173V101H174V96H175L176 94H178ZM194 93H195V95H194ZM202 93H203V94H202ZM239 93H240V92H239ZM60 94L62 95V91H61ZM67 94H66V95H67ZM95 94L97 95L96 97H95ZM101 94H102V96H101ZM157 94H158V95H157ZM161 94H162V95H161ZM179 94H178V95H179ZM209 94H210V95H209ZM222 94H223V93H221V96H223ZM249 94H250V95H249ZM61 95H60V96H61ZM66 95L64 94L65 97H66ZM73 95H71V92H70V96H73ZM89 95H90V96H89ZM92 95H94L95 100L92 99V98H93ZM98 95H100V97H98ZM137 95H138V93H137ZM137 95H136V96H137ZM151 95H152V96H151ZM168 95H169V96H168ZM198 95H199V96H198ZM202 95H203V96H202ZM231 95H232V94H230V96H231ZM255 95H256V97H255ZM23 96H21V97H23ZM67 96H69V94H68ZM118 96H119V95H118ZM139 96H138V97H139ZM176 96H177V95H176ZM200 96H201V97H200ZM204 96H206V97H204ZM207 96H208V97H207ZM230 96H229L228 98H230ZM78 97H79V98H78ZM97 97H98V99H96ZM113 97L116 98V99H118L117 95H114V94H113ZM159 97H158V99H159ZM181 97H182V100H181ZM209 97H210V98H209ZM215 97H216V96H215ZM232 97L234 98L235 96L232 95L231 98H232ZM237 97H238V94H237ZM239 97H238V100H239ZM254 97H255L256 100H254ZM61 98H62L63 100H61L62 102L60 101L61 103H59V106H62V108H63V106H64V107L66 106V103H67V102L71 101V100H68V101H66V103H65L64 101L66 100V98H65V100H64L63 96H62ZM67 98H68V97H67ZM111 98H112V97H110V99H111ZM114 98H112L111 101H114V102H115V99H114ZM148 98H149V99H148ZM167 98H168V99H167ZM171 98H172V99H171ZM178 98H180V99H178ZM200 98H201V99H200ZM231 98H230V99H231ZM235 98H236V97H235ZM27 99H28V100H27ZM33 99H34V101H33ZM58 99H59V100H58ZM79 99H80V100H79ZM164 99H166V101H164ZM170 99H171V102H172V103H170ZM90 100H91V101L94 100V101H92L93 103H91ZM105 100H106V101H105ZM134 100H136V102H135L136 104H135V106H134L133 104H131L130 106H131L132 108H133V106H134V107L138 106L137 104H140L139 107L134 108V109H138V108H140V106L143 105L142 103L139 102L138 98H137V99L134 98ZM137 100H138V101H137ZM211 100H212V101H211ZM216 100H215V101H216ZM238 100H237V101H238ZM103 101H104V102H103ZM116 101H118V100H116ZM156 101H157V103H159L160 99H159V100L156 99ZM177 101H180V102H179L178 105L175 106V104L178 103ZM206 101H207V102H206ZM235 101H234V102H235ZM4 102L6 103V105L8 104V102H6V101H4ZM34 102H35V103H34ZM36 102H37L38 104H36ZM79 102H80V103H79ZM82 102H83V103H82ZM95 102H96V101H95ZM160 102H161V101H160ZM198 102H199V103H198ZM223 102H224V103H223ZM240 102H239V103H240ZM257 102H256V104H258ZM5 103H2V104H5ZM39 103H40L41 105H40ZM64 103H65V104H64ZM69 103H70V102H69ZM69 103H68V104H69ZM133 103H134V102H133ZM154 103H156V102H153V104H154ZM157 103H156V104H157ZM180 103H181V104H180ZM218 103H220V104H218ZM254 103H253V106H254ZM2 104H1V105H2ZM9 104H10V102H9ZM60 104H61V105H60ZM71 104L73 105V103H71ZM78 104H74V106H75V105L77 106ZM81 104H80V107H82V108L85 110V109H86V106L83 107V106H81ZM114 104H115V103H114ZM184 104H186V106H185ZM203 104H204L205 106H204ZM214 104H215V106H214ZM227 104H228V102H227ZM6 105L1 106V107L4 108ZM38 105H39V106H38ZM56 105H57V106H56ZM132 105H133V106H132ZM179 105H180V106H179ZM202 105H203V107H202ZM234 105H233V106H234ZM43 106H44V107H43ZM52 106H53V107L55 106V108H53ZM70 106H71V105H69V106H67V107L69 108ZM74 106L71 107V110H70V111H72L73 109H76V108H75L76 106H75V107H74ZM78 106H79V105H78ZM108 106H109V105H108ZM108 106H107V104H106V107H107V108H108ZM157 106H158V104H157ZM168 106H169V107H168ZM178 106L180 107V111H179V107H178ZM218 106H219V107H218ZM7 107H8V110H10V108H9L10 105H9V106L7 105ZM7 107H6V109H7ZM36 107H34V108H32V109H33V110L35 109L36 111H38V109H37ZM46 107H47V106H46ZM67 107H66V108H67ZM80 107H77V109L80 110V109H81ZM106 107H104V108L107 110ZM112 107H113V106H111V107H109V108L111 109ZM154 107H155V106H154ZM161 107H162L163 109H162ZM189 107H190V106H189ZM221 107H222V108H221ZM66 108H65V109H66ZM68 108H67V109H68ZM109 108H108V110H107L108 112L104 109V110L108 113V115H109V110H110ZM132 108H131V109H132ZM165 108H166V109H165ZM181 108H184V109L182 110ZM193 108H189V109H190V110H195V108H194V109H193ZM220 108H221V110H220ZM6 109L4 108L5 111H6ZM32 109H30V110H32ZM44 109H45V108H44ZM48 109H49V107H48ZM77 109H76V110H77ZM83 109H82V110H83ZM94 109H95V108H94ZM170 109H171V110H170ZM217 109H218V110H217ZM223 109H224V108H223ZM229 109H230V110H229ZM234 109H235V110H234ZM250 109H248V110H250ZM2 110H3V109H2ZM24 110H25V108L23 109V111H24ZM35 110H34V111H35ZM45 110H46V109H45ZM76 110H74V111H76ZM78 110H77V113L80 112V111H78ZM82 110H81V111H82ZM89 110H90V108L88 109V111H89ZM92 110H93V109H91V111H92ZM97 110H98V109H97ZM97 110L95 109L96 113H97ZM132 110H133V109H132ZM161 110H162V111H161ZM185 110H186V109H185ZM187 110H188V108H187ZM187 110H186V111H187ZM197 110H195L196 113H197ZM199 110H198V111H199ZM216 110H217V111H216ZM219 110L221 111V112H220L221 114L218 112ZM253 110H254V111H253ZM23 111L21 110V112H23ZM25 111H26V110H25ZM25 111H24V112H25ZM34 111H33V112H34ZM70 111H69V114L71 113V116H70V115H69L70 117H68V116L66 117V116H65L66 119H64V120H66V121L63 120L64 117L59 118L60 120H56V121L58 122V124L61 123V120H63L65 123H66L67 121H68V123H71L72 121H75V120H76V122H77V119H78V122L81 123V121H82L81 118H85V117H86V116H84V117H80V116H81V113H82V114H85V113H83V112L78 113L79 116H76V115L74 114V113H75L74 111H73L74 113H72V112H70ZM95 111L93 110V115H94V112H95ZM174 111H173V112H174ZM181 111H182V113H181ZM186 111H185V112H186ZM227 111L230 112V113H229L230 115H231L232 113H233V115H235V116H232V115H231L232 118H234V117L237 118V117H238V118H239V119H238L239 122H240L241 120H244V121L242 122V125L238 123V126L241 125L242 128H243V127L245 126V125L243 126V124L246 123V126H247V129H248V130L246 129V130L242 131V133H241V131H239V133H240V137L237 136V137L241 138V136L244 135L243 132H244V133H247V137H246V135H244L245 137H243V140H241V139L238 140L239 138H238V139L236 138L238 141L235 140L236 133H238V132H236V131H237V130H241L242 128H241V126H240L239 128L236 126V127H237V128H236L235 125H234V126H233V125H232V126H229L228 122H230V121H228V122L226 123V121L224 120L225 123L223 122L224 125L227 124V125H226V129H225L226 131L228 130L227 127H228V126L230 127L229 130H228V132H227L228 134H226V131H225V130H223V131L221 132V129L224 128V126H223L222 122H220V120L216 121L215 118H220L221 120L224 119V118H222V117H224L225 115H229V114L227 113ZM21 112H20V115H21V116L18 115V117H19V118H20V117H21V118H24V117H25V116H23L24 112H23V114H21ZM27 112H28V110H27ZM27 112H25V114H27ZM101 112H102V110H101ZM173 112H172V113H173ZM178 112H179V113H178ZM247 112H249V111H247ZM250 112H251V110H250ZM29 113H30V111H29ZM31 113H32V111H31ZM98 113H100V111H99ZM98 113H97L98 116H99V115L102 116V113H104V112H102L101 114H98ZM107 113H106V116H105V117H110L111 114H110V116H107ZM129 113H130V112H129ZM131 113H132V112H131ZM159 113H160V114H159ZM167 113H168L169 115H168ZM198 113H197V118H199ZM204 113H205V115H204ZM259 113H260V114H259ZM25 114H24V115H25ZM73 114L77 117V119H76L75 117L72 116ZM88 114H89L90 116L92 115V114H90V112H89ZM201 114H200V115H201ZM216 114H217V115L219 114V115H221V116H222V114H225V115L222 116V117H221V116H218V117H217ZM89 115H88V116H89ZM103 115H105V114H103ZM154 115H155V114H154ZM173 115H174V113H173ZM214 115H215V116H214ZM236 115H237V116H236ZM250 115H252V113H250ZM22 116H23V117H22ZM88 116H87V118H88ZM90 116H89V118L91 119ZM130 116H131V117H130ZM160 116H161V117H160ZM171 116H172V115H171ZM171 116H170V117H171ZM174 116H175V115H174ZM174 116H173V117H174ZM176 116H178V115H176ZM260 116H261V118H260ZM78 117H79V118H78ZM93 117H96V115L93 116ZM93 117H92V118H93ZM127 117H128L127 119H129V117L132 118V119L134 118V116H132V114H131V115L129 114V116H127ZM148 117H149V115H147V119H148ZM150 117H154V116H150ZM150 117H149V118H150ZM157 117H158V116H157ZM225 117H226V118H229L228 116H225ZM231 117H230V118H231ZM243 117H244V118H243ZM70 118H71V119H70ZM72 118H74V119H72ZM87 118H85V120L83 121L84 123H85V121H87ZM89 118H88V120H89ZM97 118H99V117H97ZM100 118H102V117H100ZM162 118H164V120H162ZM187 118H189V117H187ZM209 118H210V119H209ZM226 118H225V119H226ZM236 118H234V119H236ZM259 118H260V119H259ZM57 119H58V118H57ZM79 119H80L81 121H80ZM102 119H104V118H102ZM154 119H153V121H154ZM160 119H161V121H163V122H161ZM189 119H190V118H189ZM189 119H188V120H189ZM191 119H192V118H191ZM199 119H200V118H199ZM20 120H21V119H20ZM70 120H71V121H70ZM129 120H131V119H129ZM133 120H135V119H133ZM186 120H187V119H186ZM226 120H227V119H226ZM256 120H257V119H256ZM22 121H23V119H22ZM63 121H62V122H63ZM141 121H143V119H141L140 121H139V119H138V120H137V123H136L135 121H134V122L130 121L131 127H128V126H130V125H128L126 128H125L126 125L123 124V125H124L123 128H125V129H123V128L121 127V128L123 129V130H121V131H122V132L124 131L123 133H122V132H121V133H120V132L117 133V131L114 132V133H116V134H115V135H116V138H117V137H118V138L121 137V139H123V141H121V140L119 139V142H120V141H121V142H124V141H125L124 139H126V140L129 139V138L132 139L131 136H134V138H135V136H138V135H139V133H138L137 135H136V134H133L134 132L136 133L137 131H140V130H141L142 132H144V133H145V132H148V130L150 129L149 126H148V123H147V130H146V131H143V129L145 130V128H146V122L144 123L145 120H144L143 122H141ZM214 121H215V122H214ZM59 122H60V123H59ZM78 122H77V123H78ZM128 122H129V121H128ZM217 122L221 123L222 125H221V126H220V125L216 126L217 124H219V123H217ZM258 122H259V123H258ZM72 123H74V122H72ZM133 123H136V126H135V124H133ZM202 123H203V124H202ZM205 123H206V124H205ZM208 123H209V124H208ZM215 123H217V124H215ZM250 123H251V124H250ZM61 124H62V123H61ZM61 124H60V125H61ZM127 124H128V123H127ZM231 124H233V123H231ZM231 124H230V125H231ZM234 124H235V123H234ZM236 124H237V123H236ZM165 125H167V124H165ZM165 125H164V129L167 130V129H166L167 126H165ZM194 125H195V124H194ZM194 125H193V126H194ZM202 125H203V126H202ZM214 125H215V126H214ZM262 125H264V124H262ZM132 126H133V128H132ZM195 126H196V125H195ZM134 127H135V128H134ZM217 127H219V128H217ZM220 127H222V128L220 129ZM233 127H234V128H233ZM131 128H132V129H131ZM188 128H187V129H188ZM231 128H232V130H231ZM245 128H246V127H245ZM255 128H256V129H255ZM164 129H163V131L165 132ZM193 129H194V132H193ZM216 129H217V130H216ZM218 129H219L220 131H219ZM235 129H237V130L235 131ZM251 129H252V130H251ZM254 129H255V130H254ZM130 130H132V131H130ZM136 130H137V131H136ZM191 130H192V132H191ZM203 130H204V132H203ZM242 130H243V129H242ZM119 131H120V129H119ZM141 131H140V133H141ZM163 131H162V132H163ZM175 131H178V130H175ZM196 131L199 132V133H198L199 135L202 133V134H201L202 136H201V135H200V136H198V135H197V136H194ZM224 131H225V132H224ZM246 131H247V132H246ZM248 131H249V132H248ZM132 132H133V133H132ZM150 132H151V129H150ZM162 132H161V133H162ZM164 132H163V133H164ZM223 132H224L226 135H228V138H225L224 140L221 138L222 136H226V135H224ZM234 132H236V133H234ZM148 133H149V132H148ZM163 133H162V134H163ZM181 133H182V131H180V133H179V132L176 133V134H178V135H177L178 137H176V139H177V138H178V140L181 139V136H179V134L181 135ZM193 133H194V134H193ZM196 133H197V132H196ZM117 134H118V135L120 134V135H119L120 137L117 136ZM127 134H128V135H127ZM130 134H131V135H130ZM132 134H133V135H132ZM141 134H142V133H141ZM176 134H175V136H176ZM185 134H186V133H185ZM221 134H222V136H221ZM234 134H235V136H234ZM242 134H243V135H242ZM219 135H220V136H219ZM229 135L232 136L231 139H230ZM129 136H130V137H129ZM175 136L173 137V138H174V142H175V140H176V139H175ZM203 136H204V137H203ZM183 137H184V135L182 134V139H181V141L184 140ZM192 137H193V139L191 140ZM200 137H201V138H200ZM217 137H220L222 140L218 139ZM233 137H234V138H233ZM134 138H133V139H134ZM160 138H161V137H160ZM179 138H180V139H179ZM130 139H129V140H130ZM133 139H132L131 141H133ZM199 139H200V141H199ZM228 139L232 140L231 142L228 141V142L230 143V144L228 143V145H230V146H226V144L224 143V145H225L224 147H226V148L228 147L227 149H230V148L232 147V148L230 149L231 151H230V150H227V149L224 150V149H225L224 147H223L224 149L221 148V147L223 146V144H222L223 141H226V140H228ZM244 139H245V140H244ZM129 140H127V143L129 142ZM178 140H176V142L174 143V145H176V143H179V142H180V141L177 142ZM185 140H186V138H185ZM185 140H184V141H185ZM117 141H118V139H117ZM131 141H130V142H131ZM160 141H162V140H160ZM163 141L166 142V140H164V139H163ZM163 141H162V142H163ZM172 141H173V139H172ZM221 141H222V143H221ZM121 142H120V143H121ZM125 142H126V141H125ZM130 142H129V143H130ZM133 142H135V140H134ZM133 142H132V143H133ZM138 142H139V141H137V143H134L133 146L135 145V146L137 147V145H139V147H140V145H143V143L141 144L142 141L140 142V144H138ZM162 142H161V143H162ZM167 142H168V141H167ZM182 142H183V141H182ZM182 142H181V143H182ZM197 142H199L200 144L198 145ZM132 143H130V144H132ZM145 143H146V142H145ZM170 143H171V142H170ZM181 143H180V145L178 144V146H181V147H182L183 145H182ZM226 143H227V142H226ZM240 143H241V144H240ZM245 143H246V145H245ZM164 144H165V143H164ZM164 144L162 143V146H163ZM221 144H222V146H221ZM239 144H240V145H239ZM170 145H171V146H169V144L167 145V146L169 147L168 149H170V147L172 148V144H170ZM193 145H194V146H193ZM197 145H198V146H197ZM219 145H220V146H219ZM135 146H134V147H135ZM143 146L146 147L147 150H145L146 148H143L142 146H141V147H142V148H141L142 150H141V149L139 150V147H138V148L135 147V150L138 149V151H135V150H134L135 153H134V152H131V154H132V156L134 157V159H133V157H132V159L129 158V157H131V156H130L131 154H130L129 156L125 157V159L130 160V162L132 161V163L138 162V164L136 163V164H137L136 166H138V165H139V161H138L139 158L141 157V158H140V161H141L142 156H143V159L146 157V156L144 157V154H145L144 152H147V151L149 152V151H150V150L148 149V145L146 146V144H144ZM176 146H177V145H176ZM195 146L199 147V149L196 148ZM243 146H245V147L243 148ZM134 147H133V148H134ZM164 147H165V146H164ZM164 147H163V148H164ZM194 147H195V148H194ZM201 147H202V148H201ZM229 147H230V148H229ZM166 148H167V147H166ZM220 148H221V149H220ZM233 148H234V149H233ZM12 149H14V148H12ZM16 149H17V148H15L14 150L16 151ZM113 149H115V147L113 148L112 146H110V152H111V150L113 151ZM143 149H144V150H143ZM206 149H207V150H206ZM9 150H10V149H9ZM9 150H8V151H9ZM219 150H221V151L223 152V153L221 152L222 155H226V153L229 154V152H227V151H230V154H229V155H226L227 158H225V161H224L223 159H220V160H222V161L219 160V158H220L219 156H220V155L218 156V157H219L218 159H217V157H216V160H218V162L220 161L221 164H222V162H223V164H224V165L222 164V165H223V167H222L223 170H221L222 172H224V174L222 175L223 177L221 176V177H222V178H221V177H220V174H222V172L219 174V172H220L219 170L221 169V166H222V165H219V164H220V162H219V164H217V165H218V167H219L220 169L215 168L216 165H215L214 168L217 169V172H216V173H218V175H219V177H220V178L217 177V179H220L221 181H220V182H219V180L216 181L217 179H216V177H215V181L218 182V187H217V185H216V190H215V188L210 187V186H213V185H211V184H210V186H209V185H206V184H205L206 186H205L204 184L201 185V183H204V182H200V183H199L198 181H199L200 178H199L198 176H203L202 173H204V172H202V171H205L204 169L209 168L208 165H210V167L213 169V166H214L213 164H214V163L216 164L217 161L214 160L215 158H211L210 155H211L212 151L215 152V151H219ZM223 150H224L225 152H224ZM236 150H237V151H236ZM248 150H249L251 153L253 152V150L251 151V149H249V148H248ZM12 151H13V150H12ZM15 151L12 152V153H13L12 156H14V152H15ZM17 151H18V150H17ZM114 151H115V150H114ZM166 151H167V149L163 152V153H165V154H163L164 156L161 154V155H162V161H161V162H165L164 159L168 156L167 153H168L169 150H168L167 152H166ZM210 151H211V152H210ZM245 151H246V152H245ZM0 152H1V154L4 153V152H2V151H0ZM9 152H10V151H9ZM115 152H118V151L116 150ZM115 152H114V153H115ZM177 152H178V151H177ZM179 152H178V153H179ZM12 153H10V160L14 158V157L11 156ZM143 153H144V154H143ZM161 153H162V152H161ZM169 153H170V152H169ZM215 153H216V152H215ZM215 153H212V154H214V155H212L213 157L217 155V153H216V154H215ZM219 153H220V152H219ZM5 154H6V153H5ZM7 154H8V153H7ZM110 154L112 155V152H111ZM133 154H134V155L136 154V155L134 156ZM140 154H141L142 156H141ZM170 154H171V153H170ZM209 154H210V155H209ZM236 154H237V153H236ZM236 154H235V155H236ZM238 154H237V155H238ZM241 154H242V152H240V155H241ZM2 155H4V154H2ZM2 155H0V156H2ZM113 155H114V154H113ZM138 155H140V157H139L138 160H137L136 157H137ZM146 155L148 156V153H146ZM166 155H167V156H166ZM179 155H178V156H179ZM222 155H221V156H222ZM235 155H234L233 158H232V159H234V160L232 161V160L230 159V161H231V162H234V161H235L236 163H237V162L239 163V161L241 160L240 157H242V156H240V157L238 158L239 161H237V160H236L237 158H235ZM181 156H180L179 160H181ZM208 156H209V157H208ZM238 156H239V155H238ZM4 157H5V155L2 156V157H0V160H1V161H0V164H1V163L4 164V163H5L4 161H7V159H4V160H3ZM8 157H9V156H7V158H8ZM100 157H101V156H100ZM169 157H170V155H169ZM203 157H204V159H202ZM207 157H208V158H207ZM223 157H225V156H223ZM223 157H221V158H223ZM236 157H237V156H236ZM5 158H6V157H5ZM159 158H161V157H159ZM209 158L213 159L215 162H214L213 164H211L212 161H211V163L205 161V162H207V163H206L207 167H206L205 165H204V166H205V167H204V166H203V163L205 164L204 160H205V159H206V160L208 159V161H210ZM251 158H252V157H251ZM97 159H98V158H97ZM97 159H96V160H97ZM101 159H102V157H101ZM101 159H100V160H101ZM125 159L123 158V160H121V159H119V160H120V161H123V162H124V161L126 162ZM135 159H136L137 161H136ZM143 159H142V161H143ZM146 159H147V158H145L144 161H145ZM169 159H170V158H169ZM200 159H201V160H200ZM246 159H247V158H246ZM246 159H242V162H243V161H246ZM100 160L96 161L97 164L99 163ZM105 160H106V159L104 158V164L107 165L108 161H107V160L105 161ZM134 160H135V161H134ZM160 160H161V159H159L158 161L160 162ZM165 160H166V159H165ZM167 160H168V158H167ZM167 160H166V161H167ZM248 160H249V159H247V161H248ZM253 160H254V159H253ZM258 160H256L257 163H260L261 161L259 162ZM101 161H102V160H101ZM117 161H118V160H117ZM168 161H169V160H168ZM168 161H167V162H168ZM256 161H254V162H255V165L257 164ZM106 162H107V163H106ZM110 162H111V161H110ZM110 162H109V163H110ZM112 162H113V161H112ZM112 162H111L110 164L108 163V166H107V167H109V165L113 164ZM118 162H119V161H118ZM123 162H122V163H123ZM128 162H129V161H127V163H128ZM130 162L127 164L129 167H130L129 164H131ZM167 162H166V163H167ZM228 162H229V160H228ZM231 162H230V163H231ZM240 162H241V161H240ZM248 162H249V161H248ZM254 162H253V163H254ZM101 163H102V162H100V164H101ZM114 163H116V162H114ZM119 163H120V162H119ZM119 163H117V166H116L115 164H113L112 167L110 166V167L112 168V169H110V170H114V169H115L114 165L117 167L116 169H119V170H120V171L116 170V175L118 174L119 176H117V177H118V178L120 177V178L118 179L117 177H115V179L117 178L118 181L120 182L121 179L128 178V177H126V176H127V175H126L127 172H126V174H125V172L123 173V171H125V169L123 170V169L118 168V167H120V166H118ZM122 163L119 164V165H122V166H123ZM141 163H142V162H140V167H137V168H142L141 165H143V163H142V164H141ZM208 163H209V164H208ZM251 163H252V162H251ZM5 164H6V163H5ZM95 164H96V163H94V165H95ZM102 164H103V163H102ZM104 164H103V165H98V167H99V169L101 168V170H102V168H103V169L106 168V169H104V170L106 171V170H108L110 167H109V168H107V167H103V166H106V165H104ZM125 164H126V163H125ZM158 164L160 165V163H158V162H157L156 165H155L156 170H158L157 168H159V165H158ZM164 164H165V163L161 164V166H160V169H159V170H160L161 172H162V170L164 169L163 166H166L168 163H167L166 165H164ZM232 164H234V163H232ZM240 164H242V163H240ZM243 164H244V166H247V165H246V164H247L246 162L243 163ZM1 165H2V164H1ZM131 165H133V167L131 166V167H130L131 169H129V170H130V172H132V171L134 172V173L132 172L131 176H132L133 174L135 175V174H136L135 172H138L137 175H139V173L142 172L141 170L138 171L136 168L133 169V168L135 167L134 164H131ZM144 165H145V164H144ZM144 165H143V168H144ZM162 165H163V166H162ZM252 165H253V164L250 165V163H249V165H248V166H251V167H250L251 169H248V168H247L248 171H249V173L252 174V173L254 172V174H256L255 171H257V174H258V170H257L258 168L255 170V168H253ZM257 165H259V164H257ZM260 165H261V164H260ZM95 166H96V165H95ZM122 166H121V167H122ZM145 166L149 167L148 164L145 165ZM229 166H230V164H229ZM229 166H227V169L229 168ZM240 166H241V165H240ZM253 166H254V165H253ZM262 166H264V165H261L260 168H261L262 170H264V167H262ZM1 167H2V166H1ZM6 167H7V165H6ZM6 167H5V168H6ZM9 167H10V166H9ZM98 167L96 166L95 169H98ZM125 167H126V166H125ZM147 167H145V168H147ZM161 167H162V168H161ZM236 167L239 168V164H237ZM236 167H235V168H236ZM241 167H243V165H242ZM254 167H255V166H254ZM258 167H259V166H258ZM5 168L3 167L4 170H5ZM11 168H12V167H10V173H12ZM30 168H31V167H30ZM45 168H47V167H45ZM49 168H50V167H49ZM49 168H47V169H49ZM56 168H57V167H56ZM56 168H55V167H54V168H50V169H49V172H48V170L43 169V167H42L43 171H41V170L39 171V168H38V169L35 168V170H34L33 168H31L30 170H31V171L33 170V171H35V172H32V173H31V171H30V173H31V176H32V178H33V176H34L33 174H35L36 172L39 171L40 174H43V175H44V179H45V181H46V179H47L48 181L50 180V181H49V182H50L49 185H51V183H54V185H55V184L57 183V181H58V180H57V176L60 175V172L57 171V173H59V175H57V173L54 172V171H56V170H59V169H56ZM113 168H114V169H113ZM123 168H124V166H123ZM143 168H142V170H144ZM149 168H150V167H149ZM211 168H209L210 171L212 170ZM244 168H245V167H243V169H244ZM0 169H1V171H2V168H0ZM7 169H8V167H7ZM7 169H6V170H7ZM26 169H28V167H27ZM26 169H25V171H27ZM36 169H37V171H36ZM78 169H79V168H77L76 170H78ZM127 169H128V167H127ZM127 169H126V170H127ZM147 169H148V168H147ZM166 169H168V168L166 167L165 170H166ZM182 169H183V170H182ZM215 169H213V170H215ZM243 169H242V173H243L242 175H243V177H242L241 173H240V176H241V177L238 175L240 179H243V178H244V179L246 180V178H248V179L250 178V179L252 180V178H253V179L256 178L255 175H254V176L252 175V177H248V176H250L251 174L248 175V173L246 172L247 169H245V172H243ZM252 169H253L254 171H253ZM4 170H3V171H4ZM6 170H5V171H6ZM28 170H29V169H28ZM50 170H51V171L53 170V172L51 173ZM101 170H99V171L97 170V171H98V172H97L98 174L96 173L97 176H98L97 178H99L100 176L102 177V176L104 175V174H103L104 171L102 172ZM122 170H123V171H122ZM129 170H128V171H129ZM134 170H136V171H134ZM145 170H146V169H145ZM159 170H158V171H159ZM165 170H164V171H165ZM191 170H192V171H191ZM206 170H208V169H206ZM238 170L241 171V168H239ZM238 170H237V171H238ZM250 170H252V172H250ZM3 171H2V173H3ZM59 171H60V170H59ZM79 171H80V170H79ZM95 171H96V170H95ZM100 171H101L102 173H100ZM117 171H118V172H117ZM121 171H122V173H121ZM158 171H156V173H157ZM180 171H181V172H180ZM193 171H194V172H193ZM200 171H201V172H200ZM259 171H260V170H259ZM8 172H9V170H8ZM75 172H76V173H75ZM75 172H73L74 174H72V175H74V176H71V175H70L71 177H74V178H71V180L76 178V179H77V182L80 183V181H81L80 178L82 179V177H80L81 174H80V172H79V173H78L77 171H75ZM107 172H109V171H107ZM166 172H167V171H166ZM182 172H183V173H182ZM184 172H185V173H184ZM205 172H206V171H205ZM211 172H212V171H211ZM261 172H262V171H261ZM261 172H259L260 176H261V175H264V174H261ZM2 173H1V175H2ZM5 173H6V172H4L3 174H5ZM10 173H7V174H10ZM28 173H29V171H27V173L25 172V174L30 175V173H29V174H28ZM47 173H48V174H47ZM99 173H100V174H99ZM159 173H160V172H159ZM164 173H165V172H163V174H164ZM180 173H181V174H180ZM197 173H198V174L200 173V174H202V175H198ZM209 173H210V172H209ZM213 173H215V172H212V175H213ZM237 173H238V172H237ZM237 173L235 172V176H236ZM246 173H247V174H246ZM262 173H264V172H262ZM38 174H39V173H38ZM40 174H39V177H36V178H40V177H41ZM55 174H56V175H55ZM96 174H95V175H96ZM106 174H107V173H105L104 176H107ZM120 174H122V176H124V178H123ZM163 174H162V175H163ZM166 174H167V173H166ZM186 174H187V175H186ZM195 174H196L197 176H194ZM204 174H205V173H204ZM245 174H246L247 176H245ZM257 174H256V175H257ZM45 175H46V178H45ZM52 175L55 176L56 179H55V177H53ZM99 175H100V176H99ZM137 175H135V176H137ZM184 175H185V176H184ZM224 175H225V176H224ZM2 176H3V175H2ZM2 176H1V177H2ZM31 176H30V177L27 176V177H29V178H26V180H27V179L30 180ZM35 176H38V175H35ZM82 176H83V175H82ZM104 176H103V177H104ZM131 176H130V177H131ZM135 176L132 177V178H135ZM171 176H172V177H171ZM215 176H216V175H215ZM235 176H233V177L235 178ZM257 176H258V175H257ZM7 177H8V176H7ZM42 177H43V176H42ZM42 177H41V178H42ZM68 177H69V176H68ZM103 177H102L101 179L99 178V179H100V182H98L97 184H100V185H101V183H102L103 187H105L104 185L107 184V181L105 180L106 177H104V178H103ZM137 177H138V176H137ZM137 177H136V178H137ZM164 177H165V176H164ZM191 177H192V178H191ZM195 177H197L198 179L195 178ZM231 177H232V176H231ZM231 177H229V179H230ZM245 177H246V178H245ZM258 177H259V176H258ZM262 177H264V176H262ZM262 177H260V178H261V179H264V178H262ZM3 178H6V177L3 176ZM3 178H2V179H3ZM32 178H31V179H32ZM59 178H60V176H59ZM59 178H58V179H59ZM176 178H177V179H176ZM181 178H182V179H181ZM194 178H195L196 180H194ZM211 178H212V177H211ZM223 178H225V179L223 180ZM236 178H237V177H236ZM236 178H235L234 181H235V182H237V181L239 182L240 179L238 180V178H237V179H236ZM52 179H53L56 183H55V182H52ZM76 179H75V181H76ZM102 179H103L104 181H106V184H105V182H104ZM117 179H116V180H117ZM171 179H172V180H171ZM212 179H214V175H213V178H212ZM244 179L242 180L243 183H244V181H245ZM258 179H259V178H258ZM261 179H259V180L256 179L257 181L254 180V181H256L255 184L258 183V181H260ZM29 180H27V181H29ZM34 180H35V178H34ZM56 180H57V181H56ZM78 180H80V181H78ZM107 180H108V179H107ZM161 180H162V179H161ZM161 180H160V181H161ZM163 180H166V179L164 178ZM163 180H162V181H163ZM173 180H174V181H173ZM178 180H179V181H178ZM210 180H211V179H210ZM222 180H223V181H222ZM230 180H232V179H230ZM236 180H237V181H236ZM251 180H246L245 182H247V183H246L245 185H247V184H249V185L254 184V183H252V184H251V183H248V182H254L253 180H252V181H251ZM48 181H46V183H47ZM64 181H65L66 183H68V185H69V186H68V185H66V183H64V187H67V188H66L67 191H70V190L76 191V189H75V188H76V185H75V186L73 185V184L76 183V182H74V180H72V182H74V183H72L71 185H70V183H71L70 179H69L68 181H66V180H64ZM64 181H63V182H64ZM98 181H99V180H98ZM123 181H126V182L128 183V180H122V181H121L122 184L124 183ZM185 181H186V180H185ZM196 181H197V182H196ZM200 181H201V180H200ZM213 181H214V180H213ZM215 181H214V182H215ZM58 182H59V181H58ZM103 182H104V183H103ZM121 182H120V183H121ZM148 182H147V184H148ZM214 182H212V183L214 184ZM228 182H231V181H228ZM232 182H233V181H232ZM235 182H233V183H235ZM261 182H262V180H261ZM261 182H260V183H261ZM1 183H2V182H1ZM166 183H167V184H166ZM183 183H186V182H183ZM190 183H191V182H190ZM190 183H189V184H190ZM192 183H191V184H192ZM196 183H197V184H196ZM210 183H211V182H210ZM219 183H220L221 185H220ZM239 183H241V181H240ZM47 184H48V183H47ZM77 184H78V183H77ZM97 184H96V185H97ZM199 184H200V185H199ZM216 184H217V183H216ZM258 184H259V183H258ZM258 184L255 185V187H257ZM261 184H262V183H261ZM52 185H53V184H52ZM59 185H60V184H59ZM65 185H66V186H65ZM79 185H80V184H79ZM96 185H95V187L93 186L94 189L97 187ZM109 185H110V184H109ZM214 185H215V184H214ZM228 185H229V184H228ZM228 185H227V187H228ZM231 185H232V184H230V186H231ZM241 185H242V184H241ZM241 185H240V186H241ZM243 185H244V184H243ZM243 185H242V186H243ZM245 185H244V186H245ZM249 185H248V186H249ZM98 186H99V185H98ZM106 186L109 187L108 184H107ZM137 186H138V185H137ZM137 186H135V187H137ZM146 186H147V185H146ZM148 186H149V184H148ZM168 186H169V187H168ZM200 186H201V187H200ZM204 186H205V187H204ZM207 186H209V188H206ZM233 186H234V185H232V187H233ZM235 186H239V184L237 185V183H236ZM248 186H245V187H248ZM260 186H261V185H260ZM260 186H258V187L260 188ZM0 187L2 188V186H0ZM56 187H57V184H56V186H55L54 188H52V187L50 186V188H51L52 191H53V190L56 191V189H57ZM59 187H61V185H60ZM101 187H102V186H101ZM101 187L99 186V187H98V190H99ZM107 187H105V188H107ZM139 187H140V185H139ZM139 187L136 188V189H138V191H137V190L135 191V192H138V195H136V196H141V195H140V191L143 192L142 190H140V189H142V188L139 189ZM162 187H163V188H162ZM176 187H177V188H176ZM183 187H184V186H183ZM193 187H194V186H193ZM214 187H215V186H214ZM245 187H243V189H245ZM250 187H251L250 189L254 190V189L252 188V186H250ZM253 187H254V186H253ZM1 188H0V189H1ZM71 188H72V189H71ZM77 188L79 189L80 186L77 185ZM105 188H103V189H101V190H99V191L96 189V190L98 191L97 193L101 194L102 192H104V189H105ZM122 188H123V187H122ZM168 188H169V189H168ZM194 188H195V187H194ZM198 188L200 189V191H198V190H199ZM202 188H203V189H202ZM211 188H212V189H211ZM222 188H223V187H222ZM230 188H231V187H230ZM234 188H235V187H234ZM239 188H242V187H239ZM259 188H257V189L259 190V193H261V192L264 193V191H261ZM261 188L264 189V184H262V187H261ZM59 189H60V188H59ZM59 189H58V190H59ZM74 189H75V190H74ZM78 189H77V194H79V193H78ZM80 189H81V192H82V188H80ZM88 189H89V188H88ZM109 189H110V188H109ZM144 189H143V190H144ZM161 189H162V190H161ZM219 189H221V187H220ZM224 189H221L220 191L222 192V190H224ZM228 189H229V187H228ZM228 189H227V191L224 190L225 192H223V193H224V194H223V197H224V198L226 197V196H224L225 194H227V197H228V195L232 196V195H231V191H232V194H233V191H234V193H235V189H234V190H231V189L228 190ZM236 189H237V187H236ZM257 189H256V192L258 193ZM58 190H57V191H58ZM90 190H91V189H90ZM96 190H95V191H96ZM105 190H107V189H105ZM181 190H180V191H181ZM208 190H209V191H208ZM245 190H246V189H245ZM252 190H251V191H252ZM55 191H53V193H54ZM57 191H56L55 193H57ZM84 191H86V189H85ZM120 191H121V193H122V191H123V193L125 194L124 190L121 189ZM125 191H126V189H125ZM153 191H154V192H153ZM162 191L165 192V193H163ZM220 191H219V192H220ZM260 191H261V192H260ZM71 192H72V191H71ZM81 192H80V193H81ZM107 192H108V194H107L106 191H105L106 194H102V196L104 195V197H106V198H103V200L105 199L104 201H107V205H109L110 201L112 202V200H113V197H110L109 195H110V194H111V196H113V195H112V193H111V190H107ZM128 192H129V190H128ZM208 192H209V193H208ZM210 192H211V193H210ZM215 192H213V193H214L213 196H215V195H217V197L222 196V193H221V192H220L221 194L219 193V194H220L219 196H218V194L215 193ZM229 192H230V193H229ZM254 192H255V190L252 191L251 194H249V195L247 194V195H248V196L252 195V198H254V197H255V196L253 197V195L255 194ZM49 193H50V192L48 191V194H49ZM51 193H52V192H51ZM53 193H52V194H49V195H50V197L52 196V198L56 200V199H57V198H56L57 196L55 195V193H54V194H53ZM83 193H84V192H83ZM83 193H82L81 196H83ZM85 193H86V192H85ZM87 193H88V192H87ZM93 193L96 194V192H94V191H93ZM171 193H172V194H171ZM178 193H179V192H178ZM247 193H250V192L247 191ZM253 193H254V194H253ZM48 194H47V196H49ZM58 194H59V192H58ZM58 194H57V195H58ZM89 194H92V191H90ZM99 194H96V195H99ZM126 194H127V192H126ZM135 194H136V193H135ZM141 194H142V193H141ZM156 194H158L159 197H158ZM162 194H163V195H162ZM200 194H201V193H200ZM202 194H203V193H202ZM210 194H211V195H210ZM79 195H80V194H79ZM119 195H120V194H119ZM235 195H236V193L234 194V196H235ZM247 195H246V197H247ZM55 196H56V197H55ZM92 196H93V195H92ZM99 196H100V199H99V200L103 202V200L101 199L102 196H101V195H99ZM99 196H98V197H99ZM107 196H108L109 198H111L112 200H110V201L108 202V199H109V198L107 199ZM162 196H163V197H162ZM164 196H165V197H164ZM168 196H169V197H168ZM213 196H211V197H213ZM230 196H229L228 198L231 199L233 196H232V197H230ZM262 196H264V194H262L261 197H260V194H259V196H258L257 198H258V199H261ZM54 197H55V198H54ZM205 197H206V195H205ZM208 197H206V198H208ZM223 197H222V198H223ZM227 197L225 198V200L227 199ZM259 197H260V198H259ZM114 198H116V197H114ZM155 198H156V199H155ZM195 198H196V197H195ZM202 198H204V197L202 196ZM202 198L200 197V199H202ZM206 198H204V199L207 200ZM244 198H245V197H244ZM248 198H249V197H248ZM252 198H251V199H252ZM59 199H60V197H59V195H58V200H59ZM106 199H107V200H106ZM116 199H117V198H116ZM118 199H119V198H118ZM118 199H117V200H118ZM135 199H138V200H139V198H137V197H136ZM142 199H143V197H141V201H142V202H138V200H137V202H138V203H141V205H140V204H137V202H136L137 206L140 205V206H139L140 208H139V207H138V208L135 207V209L133 208V204L135 203V200L132 201L133 204H132L131 207H130L129 205H127V204L130 203V202H128L127 204H126V202H124V204H122L123 201L121 202V201L119 200V201L121 202L122 205H124V206H125V204L127 205V206H126L127 209H128L129 207L131 208V210H128L129 213H127L128 216H130V217H129L128 220L124 219L125 216H123V211H124V213L126 214V210H127V209H126V210L123 209V208H125V207H123V208L121 207V211H120V213H119L118 209H120L119 207L122 206V205H120V206L118 207L117 210H116V208H114L115 211H118V212H115V214L113 213V215H112L111 212H109L110 214L107 213L109 216L112 215V219H110L111 217H109V220H110V222L113 220L114 223H113V222H112V223H109V225H106V226L103 225L104 227L107 228L108 226H111V225L113 224V228H112V226H111L112 229H111L110 227L107 228L108 230L111 229V231H108V230L105 229V231H107V232H106V233H107L106 238L108 237V235H109V237H111V235H112L113 237H115L114 235L117 236V235L120 234V235H122V236H119V238H120V237L122 238V237L125 236V235L123 236V234H128V233H129V234H131V233L133 234L135 228H137L138 225H139L142 229H143V228H144V229L146 228L145 226H147V225H143V223H144V224L147 223V221H149L150 219L152 220V218H150V219H146V221H145V219L143 220V218L146 217V216L148 215L147 212H149V211H148V208H150V206L148 205V204H149V201H147V200L145 201V200H144V201H145V202H144ZM157 199H158V200H157ZM176 199H178V198H176ZM204 199H202L203 202L205 201ZM213 199H214V200H212V202L215 204V203H216L215 200H216L217 198L214 197ZM218 199H219V201L221 200V204H222V203H223V202H222V199H220V198H218ZM245 199H246V198H245ZM251 199H248V201H250ZM258 199H257V201H258ZM55 200H54V202H55ZM114 200H115V199H114ZM154 200H155V202H154ZM178 200H179V199H178ZM197 200H198V202H197ZM202 200H199L198 196H197L196 200L193 199V201H192L193 204H194V201L197 202V203L195 202V204H194L195 206H194L193 208H196V209H197V206H198V205L200 206V205L203 203ZM209 200H210V198L208 199V202H209ZM223 200H224V199H223ZM228 200H229V199H228ZM228 200H227L226 202L223 203L224 208L226 209V210H225V213L223 214V216H222V215H218V216H221V218H219V219H213V218H212V219H211V224H210V226L212 225V221H213V220H214V222H215L214 224L217 223V222H216L217 220L219 221V222L217 223L218 225H216L217 228H214V227H215L214 225H212V227L214 226L213 228H212V227H209V223L207 224L208 226L205 225L206 227H209V228L205 229V227H203L204 231H206V233L204 232V233L206 234V235H204V236H205V237L207 236V239H205L206 241L204 240V243L206 242V243H205L206 245H205V244H202V245H201V243H199V242L197 241V242L199 243V245H201V246H204V245H205V246L200 248V246H198V245L196 244L197 246L195 245V246H196V249H195V250H194V249H190L191 247H190V248L188 247L190 250H192V252H195V255H194V253H193V256L197 257V258L194 257V258L196 259V262H194L193 260H195V259H193V256L189 254V251H190V250L187 251L188 255H190L188 258H190V261H191V256H192V259H193L192 262H193L194 264H195V263H197V264H205V263L207 262L206 259H209V260H210V257H209L208 255H211L212 253H214V252L217 250L216 247H219V246H220L219 248H221V246L223 245V243H221V241L224 240V237L220 236V234L223 235V232H224L222 228H223V227H228V224H229L230 221L228 222L226 218H228V217L230 218V215H231V214H230V213H231L230 210L236 209V207L233 208V209L231 208V206L234 205V203H233L234 200H236V199H231L233 202L230 201V200H229V201H230V202H229ZM262 200H264V199H262ZM262 200H260V201H261L260 204L262 203ZM100 201H99V202H100ZM161 201H160V202H161ZM210 201H211V200H210ZM214 201H215V202H214ZM219 201H218V202H219ZM243 201H244V200H243ZM246 201H247V200H246ZM255 201H256V199H255ZM255 201H254V199H252V201H251L250 203L253 202V203H254V206H255V205H256V204H255ZM58 202L60 203V200H59ZM143 202H144V203H143ZM163 202H164V201H163ZM167 202H164L163 204H165V203L167 204ZM177 202H178V201H177ZM200 202H201V203H200ZM241 202H242V201H241ZM56 203H57V200H56V202L53 203V204H54L55 208H58V206L56 207V205H55ZM59 203H58V204H59ZM145 203H147V206H145V205H146ZM152 203H150V204H152ZM171 203H172V202H171ZM171 203H170V204H171ZM175 203H176V201H175ZM178 203H179V202H178ZM189 203H190V202L188 201V204H189ZM242 203H243V202H242ZM246 203L248 204L249 202H246ZM246 203H245V202L243 203V204H244L243 207H245V208H246V206H247V205L245 206ZM256 203H257V202H256ZM58 204H57V205H58ZM100 204H101V203H99V206H100ZM103 204H104V203H103ZM103 204H102L101 206H103ZM111 204H112V203H111ZM130 204H131V203H130ZM143 204H145V205H143ZM160 204H161V203H160ZM163 204H162V206H163ZM176 204H177V203H176ZM188 204H187V205H188ZM193 204H189L187 208L191 209V207H192ZM206 204H208V203L204 202V204H202V205H203L202 207H204V205H206ZM209 204H210V203H209ZM218 204H219V203H218ZM237 204H238V203H237ZM104 205H105V204H104ZM134 205H135V204H134ZM142 205H143L144 207L141 208ZM154 205H156V204H152V207H153ZM157 205H158V202H157ZM157 205H156V206H157ZM187 205H186V206H187ZM216 205H217V204H216ZM219 205H220V204H219ZM219 205H217L216 208H215V207H214V208L212 207V208L215 209V210L217 211V208H218ZM223 205H222V206L220 205V206L223 207ZM240 205H241V204H240ZM248 205H249V204H248ZM250 205H251V204H250ZM250 205H249V206H250ZM261 205H262V204H261ZM59 206H60V205H59ZM109 206H110V205H109ZM135 206H136V205H135ZM156 206H154L153 208H151V210H150V209H149V210H150V211H153L152 214H153L155 217H156V216L158 217V215H159L158 212H160L161 210H163L162 208L165 207V206L161 207L160 205H158L157 207H161L160 209H159V208L156 209V208H155ZM186 206H185V207H186ZM199 206H198V209H199V208L202 209V208L199 207ZM210 206H211V205H210ZM212 206H213V204H212ZM214 206H215V205H214ZM234 206H236V201H235V205H234ZM234 206H233V207H234ZM251 206H252V205H251ZM251 206H250V208H251ZM256 206H258V204H257ZM256 206H255V207H256ZM145 207H148L147 210H146ZM185 207H184V208H185ZM221 207H219V209H220ZM252 207H253V206H252ZM262 207H264V206H262ZM143 208H145V209H143ZM165 208H166V207H165ZM165 208H164V209H165ZM187 208H185V209H187ZM229 208H230V209H229ZM238 208L241 209V206L238 207ZM247 208H249V207L247 206ZM253 208H254V207H253ZM253 208L250 209V210H251V213H255V212H253V211H255V210H252ZM257 208H258V207H257ZM259 208H260V209H259ZM259 208H258V211H261L262 209H264V208L261 209V207H259ZM189 209H187V210H189ZM240 209H239V210H240ZM255 209H256V208H255ZM134 210H135L136 212H134ZM143 210L145 211V213H144ZM165 210H166V209H165ZM220 210H221V209H220ZM222 210H224V209H222ZM222 210H221V211H222ZM242 210H244V208H243ZM242 210H240V211H242ZM248 210H249V209H248ZM248 210L246 209V211H248ZM256 210H257V209H256ZM111 211H113V209H111ZM189 211H190V210H189ZM189 211H188V212H189ZM193 211H194V210H193ZM216 211H215V212H216ZM240 211H239V212H240ZM113 212H114V211H113ZM121 212H122V213H121ZM132 212H133V213H132ZM142 212H143V213H142ZM164 212H165V211L163 210L162 213H164ZM188 212H187V213H188ZM219 212H220V211H219ZM233 212H235V210H233ZM243 212H244V211H243ZM243 212L240 213V214L242 215V218H241V219H243ZM118 213H119V214H118ZM130 213H131V215H130ZM150 213H151V212H149V215H150ZM155 213H156V215H155ZM160 213H161V212H160ZM162 213H161V214H162ZM249 213H250V211H249L248 213L244 212V215H245V214H246V215L248 214V217H247V218H250L249 216H251V214L249 215ZM259 213H260V212H259ZM259 213H258V214H259ZM262 213H264V212H262ZM262 213H260V215H261ZM107 214H106V215H107ZM117 214H118V215H117ZM121 214H122V216H123L124 218H123L122 216H120ZM125 214H124V215H125ZM140 214H141L142 216H140ZM210 214L212 215V213H210ZM216 214H217V212H216ZM220 214H221V213H220ZM232 214H234V213H232ZM240 214H239V215H240ZM256 214H257V213H256ZM258 214H257V216H258V218H259V215H258ZM114 215H115V216H114ZM149 215H148L147 217H150ZM213 215H215L214 212H213ZM213 215H212V216H213ZM228 215H229V216H228ZM241 215H240V216H241ZM252 215H253V214H252ZM0 216H1V215H0ZM118 216H119V217H118ZM126 216H127V215H126ZM154 216H153V217H154ZM204 216H205V215H204ZM218 216H216V217H218ZM227 216H228V217H227ZM231 216H232V215H231ZM253 216L255 217V214H254ZM120 217H121V219H120ZM155 217H154V218H155ZM183 217H184V216H181V217H180V218L182 219V222H183V223H182V222H181V223H182V225L184 224V226L186 225L185 227L189 230L188 232H185L186 229H185V227H183V228H184V233H185L186 235H187V233H188V235H187L188 238H187L186 236H184V235H185L184 233H182V234H184L183 237H185V240L187 241V239H188V240L191 239V234H193V232H195L194 230H195L196 228L193 229V226L196 225V221H195V223H194L193 220H191V219H193V218L190 217L191 219H189V220H191V222L194 223V225H193V224L188 220L189 216L186 217L189 223L186 222L185 220H183ZM200 217L202 218L203 216H200ZM200 217H199V218H200ZM206 217H207V218H206ZM206 217H204V218L208 219V216H207V215H206ZM216 217H215V218H216ZM244 217H246V216H244ZM262 217H264V215H262ZM130 218H131V219H130ZM133 218H134V219H133ZM154 218H153V219H154ZM176 218H178V217H176ZM180 218H178V219H180ZM184 218H185V217H184ZM186 218H185V219H186ZM224 218H225V219H224ZM229 218H228V219H229ZM247 218H246V219H247ZM116 219H117V220H116ZM122 219L124 220V222H123ZM140 219L143 220L142 224H141V223L138 224L139 222L142 221V220L140 221ZM181 219H180V220H181ZM206 219H205V220H206ZM246 219H245V220H246ZM251 219H252V217H251ZM251 219H248V220L251 221ZM129 220H130V221H129ZM173 220H174V219H173ZM199 220H200V219H199ZM199 220H198V221H199ZM201 220H202V219H201ZM201 220L198 222L199 224H200L201 222H203V221H201ZM203 220H204V219H203ZM205 220H204V222H205ZM208 220H210V219H208ZM208 220H207L206 222H208ZM253 220H254V218H253ZM253 220H252L253 224H254L255 226H256V225L259 226V223L261 222L260 219H257V218L255 217V220H258V221H259V222H256V221L254 220L257 224H255ZM115 221H116V222H115ZM126 221H127V223L125 224ZM128 221H129V222H128ZM144 221H145V222H144ZM176 221L179 222V220H176ZM176 221L174 220V223L180 225V222L178 223V222H176ZM222 221H224V222H222ZM241 221H242V220H241ZM246 221H247V220H246ZM1 222H2V221H1V218H0V235H1V236H0V237H1L0 240L2 241V239H4V237L7 235V233H6L5 228L3 227V226H5V225L2 224ZM137 222H138V223H137ZM171 222H172V221H171ZM184 222H185V223H184ZM204 222L202 223L203 225L206 224V222H205V223H204ZM209 222H210V221H209ZM252 222H251V223H252ZM122 223H123V224H122ZM172 223H173V222H172ZM174 223H173V226H174ZM243 223H245V222H243ZM243 223H242V224H243ZM251 223H250V222H247L246 224L249 225V224H251ZM114 224H115V227H114ZM117 224H118V225H117ZM136 224H137V225H136ZM190 224H191V225H190ZM202 224H201V226H202ZM239 224H241L240 221H239ZM239 224L237 223L238 226H239ZM242 224H241V225H242ZM246 224H245V226H244V227H245V230H244V231H247L248 227H251V231L254 230V229H257V228H258V227H257V228L254 227V225L252 224L253 227H254V229H252L253 227H252L251 225H250V226H246ZM260 224H264V223L261 222ZM2 225H3V226H2ZM142 225H143V227H142ZM192 225H193V226H192ZM226 225H227V226H226ZM99 226H101V224L98 225V227H99ZM117 226H119V227H117ZM134 226H135V227H134ZM169 226H170V224H169ZM191 226H192V227H191ZM230 226H231V223H230L229 227L226 228V229L228 230V229L230 228ZM104 227H101L100 229H103ZM171 227H172V224H171ZM181 227H182V226H181ZM181 227H180V229H179V226H177V227L175 226V227H173V228H176V229H178V230H181ZM240 227L243 228V225L240 226ZM240 227H238V228H240ZM246 227H247V229H246ZM259 227H260V226H259ZM261 227H264V226H261ZM129 228L131 229L130 232H128ZM133 228H134V229H133ZM138 228H139V227H138ZM147 228H148V227H147ZM183 228H182V229H183ZM189 228H190V229H189ZM201 228H202V227H201ZM218 228H219V229H218ZM231 228H232V227H231ZM235 228H237V226H235ZM235 228H234V229H235ZM238 228H237V229H238ZM242 228H240V230L243 232V229H244V228H243V229H242ZM3 229H4V230H3ZM113 229H114V230H113ZM132 229H133V232H132ZM144 229L141 230V229L139 228V230L136 229V230H138V231H137V232L135 231V232L138 233V234L140 233V230L143 231V232H144V231L146 232V230H144ZM167 229H170V230H171L172 228H167ZM210 229H212V230H210ZM217 229H218V230H217ZM249 229H250V228H249ZM249 229H248V230H249ZM262 229H264V228H262ZM190 230H192V233H189V232H191ZM207 230H208V231H207ZM221 230H222V233H221ZM224 230H225V229H224ZM238 230H239V229H238ZM238 230H237V231L235 230V231L237 232V234H239V233H238ZM258 230H259V232L262 231V230L260 231V229H258ZM258 230H257V231L255 230L256 232L254 231L253 233H257ZM121 231H122V232H121ZM162 231H163V235H164V230H162ZM166 231H168V230H166ZM201 231H202V229H201ZM211 231H212L213 233H212ZM214 231H215V232H214ZM225 231H226V230H225ZM251 231H249V232H251ZM109 232H110L111 234H108ZM127 232H128V233H127ZM135 232H134V233H135ZM143 232H142V233H143ZM145 232H144V233H145ZM180 232H181V231H180ZM249 232H247L248 235H249ZM259 232H258V233H259ZM5 233H6V234H5ZM112 233H113V234H112ZM136 233H135V235H136ZM142 233H140V234L142 235ZM144 233H143V234H144ZM166 233H167V232H166ZM166 233H165V234H166ZM168 233H169V232H168ZM168 233L166 234V235H167V236H166L167 239H166L165 236H163V238H164L163 240L165 241V239H166L167 243H166V241H165L166 244L163 243V244H164V245H163V244H161V242H160L159 246H158V245H156V246L154 245L155 247H154V246L152 247V245H150V244H154L156 240H154V242L152 243V242H151L152 239L150 238V240H148V241H149L148 243H146L147 241L144 243L145 239H144V241H143V238H142L141 236L138 235V236H139L138 238L135 236V237H136V238H135L136 240H137V239H140V237H141V240L143 241L142 245L144 246V245L146 244V247L144 246L145 248H143V246H139V245L141 244L142 241H141V242H140V241H136V242H138L136 245H137L138 247L141 248L140 251H139V248H138V251L140 252V253H138V256H139L140 258L142 257L143 259L141 260V259H139V257H138L137 259H134V260H135V261L137 260V262H143L144 264H152L153 262L155 263L157 260H158V261H157L155 264H157V263L160 264L161 262H162V264H164V263H166V262H167L166 264H168V262H170L171 259H170L169 261H166L165 258H166L168 255H170V254H172V255H173V253L175 254V252H176V251H175L176 249H174L172 252H171L170 250L167 251V250H168V249H167V248H168L167 246L173 244L172 241H170L171 243L168 242V238H169V240H171V239H170V235H169ZM204 233H203V234H204ZM211 233H212V234H211ZM214 233H215V235H214ZM243 233H244V232H243ZM253 233L251 232V235H252ZM258 233H257V234H258ZM129 234H128V238L130 239V237H131V240L135 241V239L132 238V237H134V235L131 236V235H132V234H131L130 237H129ZM195 234H196V233H194V235H195ZM235 234H236V233H235ZM241 234H242V233H241ZM247 234H246V233H245V235L243 234L244 237H245ZM257 234H253V235H256V236H257ZM260 234H261V233H260ZM158 235H159V234H158ZM161 235H162V233H161ZM189 235H190V238H189ZM194 235H192V238H193ZM217 235H218V237H217V240H216V236H217ZM253 235H252L251 237H254ZM261 235H264V234H261ZM142 236H143V235H142ZM168 236H169V237H168ZM195 236H196V235H195ZM201 236H202V235H201ZM223 236H224V235H223ZM238 236H242V235L239 234ZM113 237H112V238H113ZM155 237H156V236H155ZM155 237H154V238H155ZM157 237H159V236H157ZM161 237H162V236H160L159 238H161ZM220 237H222L223 240H221L222 238H220ZM230 237H231V236H230ZM233 237H234V235H233ZM236 237H237V236H236ZM236 237H235V238H236ZM112 238H110V239L112 240ZM121 238H120V240L124 242L125 239L123 238V239H124V240H123V239H121ZM126 238H127V237H126ZM128 238H127V239H128ZM201 238H203V236H202ZM231 238H232V237H231ZM231 238H230V240H231ZM235 238H233V239L235 240V242H237V241H236L237 239H235ZM237 238H239V239L241 240V239L243 238V236H242V237H237ZM113 239H114V238H113ZM115 239H116L115 242H113V241L110 242V241H109L110 243H109L108 245L113 244V243H114V244H116V243L121 244V243H120L121 241H118V240H117V239H118V236H117V238L115 237ZM127 239H126V240H127ZM129 239L127 240L128 242H127L126 240H125V241L127 242L126 245H128V243H129V244L131 243V246L133 245V246H132V247H133L132 249L129 248V251L132 250V252H130V253H134L133 250L135 251V253L138 252V251L136 250L137 248H136V246H135V242H133V241L129 242ZM155 239H156V238H155ZM203 239H204V238H203ZM233 239H232V240H233ZM239 239H238V241H239ZM258 239L262 241V240H264V236H260V237L257 236V240H258ZM107 240H108V239H107ZM146 240H147V239H146ZM161 240H162V238H161ZM172 240H174V239H172ZM242 240L244 241V238H243ZM242 240H241V241H242ZM159 241H160V240H158V238H157V243H158ZM176 241H177V240H175L174 242H176ZM190 241H191V244H192L193 242H196V241H194V240H192V239H191ZM190 241H189V242H190ZM192 241H193V242H192ZM201 241H202V239H200V242H201ZM212 241H213V242H212ZM255 241H256V240H255ZM261 241H259V243H261V247H262V242H261ZM126 242H124V244H121L122 247H120V245L117 244L118 247H119V249L121 248L120 250L125 249V247H126L125 243H126ZM150 242H151V243H150ZM162 242H163V241H162ZM177 242H178V241H177ZM189 242L187 243V245L189 244ZM202 242H203V241H202ZM217 242H218V243H217ZM223 242H224V241H223ZM239 242H240V241H239ZM106 243H108V241H107ZM133 243H134V244H133ZM149 243H150V244H149ZM220 243H221V245H220ZM233 243H234V241H233ZM256 243H258V242H256ZM114 244H113V245H114ZM138 244H139V245H138ZM147 244L150 246L149 249H150V248H151V249H150V250H149V249L146 250V252H147V251H148V252L145 253V250H143V249H147V248H148V247H147ZM168 244H169V245H168ZM174 244H175V245H174V246H175L174 248H177L176 246H179L178 243H177V244L174 243ZM217 244H218L219 246H218ZM235 244H236V243H235ZM238 244L241 245L240 243H238ZM113 245H112V246H113ZM224 245H225V244H224ZM104 246H105V245H104ZM112 246L110 245L109 248H112V249L114 248V249H116V248H115L116 246H115V247H114V246L112 247ZM129 246H130V245H129ZM131 246H130V247H131ZM163 246H164V247H163ZM190 246H191V245H190ZM195 246L193 245L192 248H194ZM215 246H216V247H215ZM118 247H117V248H118ZM123 247H124V248H123ZM127 247H128V246H127ZM158 247H160V248H158ZM166 247H167V248H166ZM171 247H172V246H171ZM258 247H260V244H259ZM103 248H104V247H103ZM107 248H108V247H107ZM134 248H136V249H134ZM154 248H156V249H154ZM172 248H173V247H172ZM185 248H187V246H186ZM185 248H184V250H185ZM188 248H187V250H188ZM214 248H215V249H214ZM104 249H105V248H104ZM104 249H103V250H104ZM166 249H167V250H166ZM169 249H170V248H169ZM178 249H179V248H178ZM180 249H181V248H180ZM210 249H211V250H210ZM221 249H223V247H222ZM221 249H220V250H221ZM258 249H259V248H258ZM2 250H3V248H2V246L0 245V251H1L0 256H3V255H2V254H3ZM109 250H111V249H109ZM109 250L107 249V254H106V256H108V251H109ZM156 250H158V251H156ZM220 250H217L215 253L219 252ZM226 250H227V253H228V249H225V247H224V250L220 251V253H222L223 251L226 253ZM245 250H246V249H245ZM250 250H251V249H250ZM250 250H249V251H250ZM125 251H126V249H125ZM125 251H124V253H126V254H125V256H126L127 253H129V252H125ZM127 251H128V250H127ZM143 251H144V252H143ZM155 251H156V252H155ZM160 251H161V252H160ZM162 251H163V252H162ZM164 251H167V252L165 253ZM196 251H197V253H196ZM249 251H246L247 254H244V255H246V259H247L248 257L251 256ZM259 251H260V252H259L260 254L257 253V254H258V258L262 257L261 255H264V252H262V251H264V247H262L261 250L259 249ZM105 252H106V250H105ZM109 252H110V251H109ZM111 252H112V251H111ZM122 252H123V251H120V254H122ZM141 252H143V253H145V254L143 255V254H141ZM168 252H171V253L168 254ZM184 252L186 253V250H185ZM190 252H191V251H190ZM203 252H204V253H203ZM224 252H223V255H224ZM248 252H249V253H248ZM257 252H258V251H257ZM101 253H102V251H101ZM124 253H123V254H124ZM161 253H162V254H161ZM187 253H186V254H187ZM210 253H211V254H210ZM215 253H214V254H215ZM220 253H218V254H220ZM244 253H245V252H244ZM255 253H256V250H255ZM109 254H111V253H109ZM123 254H122V255H123ZM139 254H141V256H140ZM157 254H159V255H157ZM186 254H184V255H186ZM230 254H231V253L229 252V255H230ZM248 254H249V256L247 257ZM257 254H256V256H257ZM122 255H119L118 257H120V256L122 257ZM130 255H131V254H130ZM133 255H134V254L131 255V258H132ZM151 255H152V256H151ZM153 255H154V256H153ZM160 255H161V256H160ZM188 255H187V256H188ZM221 255H222V254H221ZM113 256H114V255H112V256L109 255L108 257L113 258ZM125 256H123V257L119 260V262H121V261L123 260V261L121 262V263H123V262L126 261V260H131V258L128 259V258H129L128 255L126 256V257H128V258H127L126 260H124V259L126 258ZM136 256H137V254H136ZM173 256H174V255H173ZM212 256H213V254H212ZM212 256H211V258H212ZM215 256H217V254H215ZM231 256H232V258H230V259H233V260H235V262H236V258H235L236 255L234 256L235 259L233 258V255H232V254H231ZM108 257H105L106 260L108 259ZM118 257H117V258L115 257L116 259L114 258L116 261H114V260L112 261V260H111V262H113L112 264H116V263L118 264V262H117V259H119ZM134 257H135V255L133 256V258H134ZM151 257H152V258H151ZM155 257H156V258H155ZM162 257L164 258V261H165V262L163 261V258H162ZM168 257H171V256H168ZM168 257H167V258H168ZM198 257H199V258H198ZM207 257H208V258H207ZM218 257H219V256H218ZM226 257H227V256H226ZM229 257H230V256H229ZM244 257H245V256H244ZM244 257H243V259L245 260ZM133 258H132V260H133ZM157 258H159V259H157ZM171 258H173V257H171ZM185 258H186V257H185ZM213 258H214V257H213ZM0 259H1V257H0ZM4 259H5V258L2 257L1 261L5 262ZM160 259H161V260H160ZM226 259H228V258H225V260H226ZM5 260H6V259H5ZM134 260H133V261H134ZM139 260H140V261H139ZM153 260H156V261H153ZM197 260H198V261H197ZM205 260H206V261H205ZM233 260L231 261V263L233 262ZM244 260H243V261H244ZM260 260H261V259H260ZM1 261H0V262H1ZM160 261H161V262H160ZM229 261H230V260H228V262L225 261L226 264H227V263L229 264ZM245 261H246V260H245ZM245 261H244V262H245ZM261 261H264V260H261ZM108 262H110L109 259H108V261H107V264H108ZM111 262H110V263H111ZM115 262H116V263H115ZM150 262H151V263H150ZM235 262H234V263H235ZM247 262H248V264H249L250 261L247 260L245 264H247ZM124 263H125V262H124ZM124 263H123V264H124ZM143 263H142V264H143ZM210 263H211V262H210ZM223 263H224V261H223ZM1 264H3V263L1 262ZM4 264H5V263H4ZM104 264H105V263H104ZM119 264H120V263H119ZM127 264H128V263H127ZM139 264H140V263H139ZM172 264H174V262H173ZM175 264H176V263H175ZM206 264H208V262H207ZM224 264H225V263H224ZM250 264H252V261L250 262Z\"/></svg>",
    "mask_w": 264,
    "mask_h": 264
}]
</instances>
